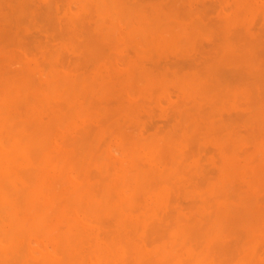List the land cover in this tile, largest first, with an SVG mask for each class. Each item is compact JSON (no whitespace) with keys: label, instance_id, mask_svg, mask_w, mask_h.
<instances>
[{"label":"rangeland","instance_id":"1","mask_svg":"<svg viewBox=\"0 0 264 264\" xmlns=\"http://www.w3.org/2000/svg\"><path fill=\"white\" fill-rule=\"evenodd\" d=\"M12 1V2H11ZM0 0V75H3V76H1L0 78H7V80L6 81H4V80H2V82H1V79H0V84L2 85V84H4V82H6L7 83V85L5 86V90L3 91V90H1V89H3V88H0V93H2V96L1 97H4V98H1L0 97V115L2 116V119H3V123H2V125L3 126H7L5 129L6 130H9V126L11 127V129H10V132H8L7 131V133H10V135L9 136H11V134H13V135H17L18 137L20 136V140L19 141H21V144H22V146H23V148L26 150V156L25 157H23V156H16L15 158H16V160H18V162L20 163V166L18 167V169H17V176H18V174H19V178H20V180H22L24 183H26V184H28V185H30L31 186V188H33L32 186L34 185L35 186V184H36V178H37V171H35V175H36V177H35V175H34V169L35 170H37V167H38V165L40 164V162H44V163H47V164H49L51 167H50V173L51 174H55L54 172H53V170L55 169V168H57V169H61V168H63V169H61L60 170V177H59V179L57 180V182H55L54 183V188L53 187H51V185H53V184H51V185H48V187H47V185H45V186H42V187H45V189H46V193H45V197H48V193H51V192H48L47 190H49V189H51L52 188V190H55V188H56V192L55 191H52V192H54L53 194L55 195V196H60L61 195V193H63V192H65V191H67V190H71V189H75V188H77L78 186H79V188H80V186H81V189L83 190V191H85V192H87V191H89L90 192V190H93V189H95L96 187H94L95 185L97 186L98 184L101 186L103 183H102V179L103 178H107L106 180H110L111 179V176H112V174H114V173H116L117 171H119V172H121V173H123V172H125L127 169H128V167H127V164H128V162H129V160H126L125 158H126V154L125 153H128L127 151V149H129L130 148V150H129V152L133 149V147H135L136 146V144H138V143H141V142H147V141H149L150 139H156V140H161V139H163V138H165V137H167V136H171L172 137V135H173V138L172 139H174V141H175V144L177 145V147L175 148V149H173V150H171V149H168V148H166V150L164 149V150H159V151H161V152H159V151H156L155 153H153V154H151V155H149V156H147V159L148 160H146V161H148V163H150V166L151 167H153L154 169H156L157 168V170L158 171H160V172H162L163 173V178H165V177H167L168 179H164V180H162L164 183L163 184H165V183H168L166 186L164 185V187H165V189H166V195H167V204H166V206H165V208H162L161 209V211H160V214H161V216L163 215V216H166L165 218H171L172 220H173V222H172V220H171V222L168 220L167 221V219H166V221L168 222H166L165 221V223L164 224H162V225H164V226H162V229H163V227H164V229L167 227L168 228V225L170 226V223L173 225V226H171L170 228H172V227H175V224H173L174 223V221H175V217L176 216H182L183 218H185V219H187V215H189L188 217H191L192 216V218H194L195 219V214L194 213H196V215H197V212L201 209V208H204L203 206H198V203L199 204H201L200 202L202 201H204V199L206 198V202L204 201V203H209V202H215L217 199H218V196L219 195H216L217 197H215V196H212L213 195V191H215V193H216V191L218 192V194L220 193V189L221 188H219L218 187V183H217V185L216 186H214L215 184H216V182H217V177L219 178V175H220V169H221V165H222V159H221V155H220V150H219V147L213 142V137L214 136H211L210 137V135H208L207 134V131H206V129L204 130H200L199 132H197L196 134H194V136H193V138H189L190 140L192 139L193 140V142H194V139H195V137L196 136H198L197 138L198 139H201L202 140V138H203V143H201L200 141H198L199 143V146L198 145H196L195 146V144H197L196 142V139H195V144H191V142H190V140L189 139H186V140H184V141H182L181 142V140H183V138L185 137V136H187L186 134H187V132L184 130V129H181L182 127L180 126L181 125V117H182V115H185V114H191V116L192 115H199V117H201L202 116V114H203V116L202 117H204L203 118V121H204V123H206L205 121H209V119H211L212 120V122L213 123H218L220 120V122L217 124V129H215V133H214V135L217 133V132H219V134H220V132H221V134L220 135H218L219 137H221L223 134H224V132H226V133H229L231 136H235L234 134H236V136L237 137H234V138H237V141H239L238 142V146H237V142H236V144H234L233 145V147H232V145H231V143H230V145H226V147L230 150V149H232V151H233V149H234V153H235V156L239 159V161L242 163V164H245V165H247V164H249V162H250V164H251V161H254L255 159H257L258 158V161L256 162L255 161V163H253V164H251V165H249V166H251L252 168H256V167H258L262 162H264V160H262V158H264V157H262L261 155H259V153L257 152L259 149H262V148H264V146H262L261 147V145H264V114H261V113H264V107H262V112H261V106H262V104H264V100H262V99H264V45H262V44H264V31H262V29H264V13H259L258 12V8H260V10L259 11H262V10H264V6H262V5H264V4H262V2H264V0H257L256 1V11L255 12H252V15H251V12L249 13V12H247V11H245V14L243 15V9L241 10V9H239V7H237V5H235L236 3H235V0H137V2H136V0H122V3L124 2V6H127V5H129V4H132V6H134V4H135V2H136V4L139 2V3H141L142 4V6H144V7H138V8H136L137 6H139V4H135L136 6H134L135 7V9L136 10H138L139 11V13H140V10L143 8H145V5H147V7H149V8H151V10L148 8L147 9V7L145 8V11L142 9L141 10V12L142 13H144V14H146L147 13V16L146 17H151V16H154V14L153 13H155V17H159V16H156V15H160V13H158L157 14V10L160 8V5H163V8H165V10L167 11L166 13L168 14V15H170V17L173 19V20H175V22L174 21H172L174 24H173V28H174V26H175V29H178V27L179 26H183V27H185V28H188V26L191 28V27H193L192 25H194V24H196L197 22L199 23V25L202 27V28H200L199 29V25H195L196 27L197 26H199V27H197L198 29H199V32H196L193 36H192V38H191V42H190V45L189 46H187V48L188 49H185L184 50V52H181V53H178L179 51H176V50H168V52H167V49H165V50H163L162 49V51L161 50H159L160 51V53H159V51H156V52H154V54H152L153 55V57L155 58V60L153 59V61H155V63L154 62H151V60H150V58L152 57V55H149V56H143V55H141L140 53H143L144 52V50H145V48H141V50L142 49H144V50H140V48H137V46H136V42H138L137 41V39H138V35H136V34H132L131 32H130V30L126 27V25L125 26H123V28H121V27H119V28H117L116 29V31H118L117 33H115V35H114V39H113V36H112V42H114V43H112V42H109V41H111V38H110V40L109 41H106V40H108V39H106V37H107V35H109V34H107L106 36H103L102 34V36L101 35H99L100 37H95V33H97V35L99 34V32H97V30L95 29L96 28V21L98 20V17H99V12L97 13V10L95 9V8H93V6L91 5V4H87L86 5V7H88L89 5H91V6H89V8H88V11H89V13L87 12V8L85 9H82V8H80V6L78 5V0H69V2L67 1V0H64V2H65V4H64V2H62L63 0H59L58 2H57V0L55 1H50L49 0V2H52L51 3V5H50V3L48 2V0H15V2L13 1V0ZM37 3H36V2ZM106 1L107 0H102V3L103 2H105L106 3ZM128 1V2H127ZM158 3H157V2ZM183 1V3L184 4H182L181 2ZM211 1V2H210ZM220 1V2H219ZM69 3V7L67 6L68 5V3ZM150 2V3H149ZM259 2H260V4H259ZM7 3H11V5H9V4H7ZM15 3H17V4H15ZM18 3H19V7L17 6L18 5ZM39 3V4H38ZM46 3H48V4H46ZM149 3V4H148ZM187 3V4H186ZM24 4V6H23V9H24V11L22 10V5ZM46 4V5H45ZM104 4V3H103ZM153 4H156V5H153ZM12 5H14V7L12 8ZM39 5V6H38ZM45 5V6H44ZM49 5H50V7L52 8V11H51V8L49 7ZM63 5H65V6H63ZM153 5V6H152ZM186 5V7H187V9H186V7L185 8H183L184 6ZM210 5V6H209ZM232 5V6H231ZM234 5V6H233ZM257 5H258V7H257ZM67 6V7H66ZM130 6V5H129ZM132 6H130V7H132ZM165 6V7H164ZM216 6V7H215ZM25 7H26V9H25ZM49 8V12L47 13V9ZM64 7V8H63ZM78 7H79V9H78ZM128 7V6H127ZM129 7V8H130ZM134 7H132V9L134 8ZM30 8V9H29ZM60 8H62V10H60ZM66 8H69V12L71 13V14H69V12H68V9H66ZM74 8H75V10H74ZM90 8H92L93 9V11H92V9H90ZM2 9V10H1ZM61 11V13H59L60 11ZM131 9V8H130ZM161 9V8H160ZM181 9V10H180ZM186 9V10H185ZM194 11H193V10ZM254 9V10H255ZM258 9V10H257ZM7 10V11H6ZM26 10V11H25ZM28 10V11H27ZM72 10H74V11H72ZM91 10V11H90ZM96 10V11H95ZM173 10H175L174 12H173ZM176 10H177V12H176ZM185 10V11H184ZM241 10V11H240ZM23 11V12H22ZM146 11H148V12H146ZM154 11V12H153ZM161 10H158V12H160ZM189 12L188 14L186 13V12ZM191 11H193V13H191ZM196 11V12H195ZM200 11V12H199ZM222 11V12H221ZM97 13V14H95V13ZM146 12V13H145ZM153 14V15H151L150 16V14L151 13ZM176 12V13H175ZM195 12V13H194ZM234 12V13H233ZM237 12H239V13H241L240 15H239V13H237ZM52 13H53V15H52ZM73 13H76V14H73ZM91 13H92V15H91ZM180 14V15H178V14ZM184 13H186V14H184ZM247 13H249V14H247ZM254 13V14H253ZM259 13V14H258ZM55 14V15H54ZM69 14V15H68ZM73 14V15H72ZM95 14V15H94ZM149 14V15H148ZM161 14H165L164 13V9H163V11L161 12ZM194 14V15H193ZM238 14V15H237ZM261 14V15H260ZM9 15V16H8ZM15 15V16H14ZM23 15V16H22ZM25 15V16H24ZM82 17V18H84L83 20H82V18L80 17V16ZM86 15V16H85ZM90 16V18L89 17H87V16ZM105 15V16H104ZM143 15V14H142ZM166 15V14H165ZM189 16V17H184V16ZM242 15V16H241ZM251 15V16H250ZM84 16V17H83ZM102 17H105V18H103V19H108V17H109V19L108 20H111V19H115L116 17H118V13L117 12H113L112 14H108L105 10L102 12V15H101ZM115 16V17H114ZM144 16V15H143ZM192 16V17H191ZM194 16V17H193ZM201 16V17H200ZM205 16V17H204ZM239 16H241V17H239ZM247 16V17H246ZM257 16V17H256ZM19 17H20V19H19ZM24 17V18H23ZM113 17V18H112ZM232 17V18H231ZM80 18H81V20H80ZM85 18H87L86 20H85ZM153 18V17H152ZM190 18H192V19H190ZM10 19H12V20H10ZM89 19H95L94 20V22L93 23H91V25H90V22L91 21H89ZM162 19V18H161ZM182 19H184V20H181ZM189 19V20H188ZM201 19V20H200ZM206 19V20H205ZM235 20L234 21V24L232 23V24H228L227 25V21H230V20ZM257 19V20H256ZM108 20H106V21H108ZM178 20V21H177ZM195 20H196V22H195ZM218 20V21H217ZM222 20V21H221ZM260 20H261V22H260ZM16 21V22H15ZM67 23H66V22ZM82 21V22H81ZM83 21H86V22H83ZM129 21H131V20H129ZM128 21V25L130 26V28L131 29H133V27H135L136 26V22H134L133 20V22L132 23H130ZM177 21V22H176ZM187 21H190V23H188ZM203 21V22H202ZM213 21L214 22H216V23H213ZM223 22V23H222ZM238 22V23H237ZM12 23H13V25H12ZM66 23V24H65ZM134 23V24H133ZM221 23V24H220ZM61 24V25H60ZM67 24H69L70 25V29H68V25ZM93 24V25H92ZM177 24H179V25H177ZM213 24V25H212ZM222 24H223V27H222ZM237 24V25H236ZM127 25V26H128ZM177 25V26H176ZM7 26V27H6ZM65 26V27H64ZM84 28H83V27ZM194 26V27H195ZM220 26V27H219ZM236 26H239V27H237L236 28ZM39 27V28H38ZM93 27V28H92ZM241 27V28H240ZM43 28V29H42ZM136 28V27H135ZM217 28H219V29H217ZM243 28H244V32H242L243 31ZM16 29V30H15ZM43 30V31H41V30ZM65 29V30H64ZM189 29V28H188ZM205 29H206V31H205ZM215 29V30H214ZM220 29H222V30H220ZM224 29V30H223ZM236 29V30H235ZM238 29H240V33H239V30ZM69 30H71V31H69ZM120 30V31H119ZM203 30H204V32H203ZM220 30V31H219ZM228 30H229V32H228ZM231 30H232V34H231ZM234 30V31H233ZM261 30V31H260ZM69 31V33H67ZM83 32V33H85V34H81L80 35V37L79 36H77V37H74V35H78V34H80V32ZM86 31V32H85ZM88 31V32H87ZM214 31V32H213ZM224 31H226L225 33H224ZM238 31V32H237ZM81 32V33H82ZM207 32V33H206ZM213 32V33H212ZM216 32V33H215ZM228 32V33H227ZM236 33L235 34V36H234V33ZM118 33H119V35H118ZM200 33H201V37H199L200 36ZM218 33H221V34H219L220 36H218ZM242 33H243V35H242ZM245 33V34H244ZM20 34V35H19ZM48 34V35H47ZM67 34H69V36L67 35ZM215 34V35H214ZM223 34V35H222ZM237 34H238V36H237ZM64 35V36H63ZM70 35L71 36H73V37H70ZM111 35V34H110ZM231 35V36H230ZM262 35V36H261ZM70 37V38H66V37ZM138 36V37H137ZM218 36V37H217ZM224 36V37H223ZM229 36H230V38H229ZM232 36H234V37H232ZM50 37V38H49ZM88 37V38H87ZM102 37V38H101ZM137 37V38H136ZM223 39H222V38ZM245 37V38H244ZM47 38V39H46ZM50 40H49V39ZM55 38V39H54ZM58 38H60V39H58ZM62 38V39H61ZM74 38V39H73ZM117 38H118V40H117ZM135 38H136V40H135ZM220 38V39H219ZM230 40H229V39ZM234 38H236L234 41H231V40H233ZM239 38V39H238ZM241 38V39H240ZM69 39V40H68ZM71 39V40H70ZM213 39H214V41H213ZM216 39V40H215ZM222 39V40H221ZM255 39H256V41H255ZM56 40V41H55ZM60 40H62V43H61V41ZM65 40V42H67V40L68 41H70V42H67V43H63V41ZM197 40V41H196ZM240 40V41H239ZM242 40V41H241ZM254 40V41H253ZM82 41H83V43H82ZM128 41V42H127ZM218 41V42H217ZM246 41V42H245ZM251 41H252V43H251ZM72 42V43H71ZM134 42V43H133ZM199 42V43H198ZM243 42V43H242ZM246 44H245V43ZM77 43V44H76ZM195 43V44H194ZM215 43V44H214ZM235 43H236V45H235ZM250 44V45H248V44ZM67 44V46H64V45H66ZM76 46H75V45ZM133 44V45H132ZM197 44V45H196ZM203 44V45H202ZM204 44H206L205 45V47H204ZM239 44V45H238ZM261 44V45H260ZM46 45V46H45ZM209 45V46H208ZM214 45H215V47H214ZM223 45V46H222ZM234 45H235V47H234ZM241 45V46H240ZM245 45V46H244ZM47 46H48V48H47ZM52 46H54V47H52ZM123 46V47H122ZM195 46H197V47H195ZM202 46H203V48H202ZM208 46V47H207ZM218 46H221V47H218ZM224 46H229V47H231L232 49H234L235 51L237 50V53H238V55H239V57H242V59L243 60H241L240 62H239V64L237 63L236 65H228V64H220V63H218V62H216V57H218V55H215V54H217L219 51L221 52V50H222V48L224 47ZM247 47V48H244V47ZM51 47V48H50ZM76 47L78 48V52H76L77 51V49H76ZM86 47V48H85ZM88 47V48H87ZM93 48V49H90V48ZM212 47H214V48H212ZM218 48V49H216V51H217V53H215L216 51H215V48ZM251 47V48H250ZM252 47H253V49H252ZM50 48V49H49ZM199 48V49H198ZM243 48V49H242ZM74 49V50H73ZM89 49V50H88ZM245 49V50H244ZM50 50V51H49ZM52 50V51H51ZM59 50V51H58ZM85 50H87V52L85 51ZM126 50L128 51V52H126ZM135 50V51H134ZM193 50H195V51H193ZM201 50V51H200ZM213 50V51H212ZM219 50V51H218ZM241 51V52H239V51ZM258 50V51H257ZM31 51V52H30ZM60 51H62V52H60ZM75 51V52H74ZM89 51V52H88ZM92 53H91V52ZM165 51V53L164 54H162L161 52H164ZM171 51V52H170ZM188 51V52H187ZM199 53H198V52ZM203 51H206V52H203ZM243 51V52H242ZM255 51V52H254ZM259 52V53H257V52ZM51 54H50V53ZM52 52H53V55H52ZM64 52V53H63ZM219 52V53H220ZM254 52V53H253ZM37 53H39V54H37ZM60 53H61V55H60ZM83 53V54H82ZM132 53L134 54V55H132ZM206 53V54H205ZM42 54V55H41ZM45 54V55H44ZM63 54V55H62ZM88 54H90V55H88ZM178 54L180 55V56H178ZM211 54H213L212 56H211ZM88 55V56H87ZM128 55H131V56H128ZM155 55V56H154ZM164 55H166V56H164ZM177 55V57L175 58V56ZM191 55H192V58H189V57H191ZM16 56H18V57H16ZM60 56V57H59ZM83 58H82V57ZM85 56V57H84ZM117 56V57H116ZM210 57V58H208V57ZM252 56V57H251ZM16 57V58H15ZM46 57V58H45ZM124 57V58H123ZM152 57V58H153ZM196 57H198L197 58V61H199V62H197V61H195L196 59ZM203 57V58H202ZM45 58V59H44ZM78 58V59H77ZM136 58V59H135ZM163 58V59H162ZM167 58H168V60H167ZM169 58H173V60H171V62H170V59ZM201 58H202V60H201ZM213 58H215V59H213ZM253 58V59H252ZM257 58V59H256ZM38 59H40V60H38ZM61 59V60H60ZM80 59V60H79ZM122 59V60H121ZM148 59H149V61H148ZM161 59H162V61H161ZM188 60V61H186V60ZM194 59V61L192 62V63H196L194 66L192 65V64H190L189 63V61L191 60H193ZM204 59V60H203ZM215 60L214 62H213V60ZM248 59V60H247ZM164 60V61H163ZM244 60H245V62H244ZM246 60H247V63H246ZM256 60V61H255ZM38 61V62H37ZM45 61V62H44ZM47 61V62H46ZM65 61V62H64ZM87 63H86V62ZM125 61H128V62H125ZM134 61V62H133ZM136 61H138V62H136ZM148 61V62H147ZM161 61V62H160ZM173 61V62H172ZM176 61H178V63L176 62ZM184 61V62H183ZM252 61V62H251ZM125 62V64H124V67H123V63ZM135 62H136V64L139 66V65H141V67H140V69L138 70V74L139 73H141V72H143L144 74H143V76H144V79H145V77H146V75L147 74H149V75H151L150 73H154L155 75H154V77L157 75V73H155L154 71H156V72H160V73H163V71L165 72V73H163L162 75L160 74V73H158V74H160V75H157V76H159L160 77V80H159V78L157 79V78H155V80L153 81V85L155 86V83H156V87H154L152 84L151 85H149L150 86V88L148 87V90L147 91H145L146 89H147V82L143 79H141L140 80V78H141V76H140V78H139V80H137L138 82H143L144 83V85H142V84H138V82L136 81V79H132V78H128L127 77V73L125 74V73H121V72H126V70L125 71H122L123 70V68L124 69H126V67H127V64L128 63H133V64H135ZM146 62V63H145ZM150 62V63H149ZM168 62H170V63H168ZM202 62V63H201ZM206 63V64H204V63ZM241 62H243V63H241ZM256 62H258V63H256ZM143 63H145V64H143ZM147 63H149V65L147 64ZM162 63V64H161ZM176 63V64H175ZM200 63V64H199ZM118 64V65H117ZM151 64H154V66H153V68H152V66H151ZM160 64H161V66H160ZM198 64V65H197ZM212 64H215L214 66L216 67V69H214V66H212ZM250 64V65H249ZM255 65V67H253L254 65ZM42 65V66H41ZM106 65V66H105ZM114 65V66H113ZM145 65V66H144ZM176 65V66H175ZM181 65V66H180ZM183 65V66H182ZM191 65H192V67H195V68H189V67H191ZM199 66V67H197V66ZM206 65V66H205ZM5 66V67H4ZM99 66H100V68H101V70H100V68H99ZM111 67L110 68V70H111V72L109 71V68L108 67ZM119 66V67H118ZM150 66V68L152 69V70H150L148 67ZM158 66H160V67H158ZM183 69V67L185 66V67H187V68H184L185 70L186 69H189V70H181V68ZM212 66V68H213V70H212V68H210ZM221 66V67H220ZM224 66H226V67H224ZM3 67H4V69H3ZM49 69H47V68ZM114 67V68H113ZM156 67H158V68H156ZM178 67V68H177ZM220 67V68H219ZM224 69H226V70H224ZM239 67H243L244 69H245V67H246V69H248V70H244V69H242L241 70V68H239ZM17 68V69H16ZM25 69V71H24V69ZM64 68H66V71H68V72H66L65 71V69ZM113 68V69H112ZM156 68V69H155ZM179 68H180V73L178 72V70H179ZM202 68V69H201ZM258 68V69H257ZM19 69L21 70V72L20 73H22V74H20L21 76H23V77H20L19 76ZM42 69V70H41ZM59 69H61V70H59ZM64 69V70H63ZM177 69V70H176ZM194 69V70H193ZM195 69H196V71H195ZM198 69H200V70H198ZM205 69V70H204ZM209 69H210V72H209ZM220 69V71H219V74H218V70ZM229 69H231L230 71H229ZM237 69H239L238 71H237ZM1 70H2V73H1ZM80 70V71H79ZM85 70V71H84ZM114 70V71H113ZM145 70V71H144ZM154 70V71H153ZM158 70V71H157ZM160 70H162V71H160ZM176 70V71H175ZM213 72H212V71ZM236 71V72H239V74H241L240 76H239V74L238 73H235L234 71ZM240 70L241 71H243V72H240ZM250 70V74H251V72H252V74H251V76L250 75H248L249 73H248V71ZM7 73H5V72ZM87 71V72H86ZM116 71V72H115ZM184 71V72H183ZM195 71V72H194ZM201 71H202V73H201ZM205 71L207 72V74H205ZM215 71H216V73L219 75H215L214 74V77H213V79H212V76L211 75H213V73H215ZM232 71V72H231ZM253 71H256L255 73L257 74V75H253ZM259 71V72H258ZM23 72H24V74H23ZM53 72V73H52ZM66 72V73H65ZM75 72V73H74ZM110 74H108V73ZM220 72H221V74H220ZM244 72H246V78H245V74H244ZM12 73V74H11ZM65 73V74H64ZM124 74L123 75V77H121V75H119L120 76V78H121V80L119 79V77L116 75H113V77H112V74ZM146 73V74H145ZM166 73H167V75H171V76H167L166 75ZM174 73H175V75H174ZM177 73H179V74H177ZM185 73V74H184ZM197 73V74H196ZM28 74H29V76H32V78L31 77H29L28 76ZM34 74H35V76H34ZM51 74H53L54 76H61L60 78H69V79H71V85L72 84H74V86H72V88H71V108H73L74 106V111L76 112V120L73 122V125H71V128H68L67 127V129H65V128H63L62 126H61V124L59 123L58 125L55 123V119H54V112L56 111V113H58V112H65L66 111V109L68 108L67 107V102H69V101H65V109H64V107H63V109H62V111L59 109V107H61V106H59V105H61V103H63L64 101H62V100H64L63 98V96H61V95H54V96H52L51 95V97H50V94H48L46 91H45V89H46V85H47V77H49V76H51ZM59 74V75H58ZM61 74V75H60ZM82 74H84V75H82ZM86 74H88V75H86ZM96 74H100V76L102 77V79H104V81H102L101 82V84L99 85V84H93L92 82H93V80H94V78H95V75ZM103 74V75H102ZM108 74V75H107ZM198 75V74H200V75H202V76H200V75H198V76H200V78H201V80L202 81H204V82H207V83H210L213 87L215 86V89L216 90H220V92H221V95H222V97H220V103H219V106H220V108L218 107V106H215V107H213L214 105H212V101H208V100H205V99H203L202 100V98L201 97H198V96H193V95H191V96H189V95H186V94H184L181 90H179L178 88H177V86H176V84H175V79L177 78V76H179V77H181V76H191V75ZM228 74V75H227ZM27 75V76H26ZM47 75V76H46ZM49 75V76H48ZM81 75V77H79ZM222 75V76H221ZM234 75V76H233ZM236 75V76H235ZM104 76V77H103ZM110 76V77H109ZM126 76V77H125ZM151 76H153V75H151ZM164 76H166V77H169L170 79H165L166 77H164ZM216 76V77H215ZM237 76H238V78H237ZM243 76V77H242ZM250 77V79H248L249 77ZM9 77V78H8ZM24 77H26V78H24ZM36 77V78H35ZM43 78V80H42V78ZM106 77V78H105ZM116 77H118L117 79H119V81L116 79ZM153 77V78H154ZM220 78L219 79V82H218V84H217V79L216 78ZM225 77V78H224ZM236 77V78H235ZM241 77V78H240ZM21 78V79H20ZM40 78H41V80H40ZM124 78H125V80H124ZM143 78V77H142ZM161 78H163V79H161ZM229 78V79H228ZM233 78V79H232ZM252 78V79H251ZM80 79V80H79ZM89 80V82L88 81H86V80ZM126 79H127V81H126ZM130 79H132V80H130ZM232 79V80H231ZM238 79V80H237ZM12 80V81H11ZM24 80H26V82L27 83H25V81ZM35 81V87L37 88V89H33L34 87V83L32 82V81ZM39 82H42L43 81V84H44V87H43V84L42 83H38V81ZM83 80L85 81L84 83H83ZM117 80V81H116ZM164 80H166L165 82H164ZM207 80H209V81H207ZM215 80H216V83H215ZM234 80V81H233ZM4 81V82H3ZM10 83H9V82ZM30 81V82H29ZM74 81H76V82H74ZM112 81H114V82H112ZM129 81H130V84H128L129 83ZM131 81H133V82H131ZM137 82V88L135 87V83ZM214 81V82H213ZM236 81V82H235ZM239 81H241V82H239ZM78 82V84H76L75 85V83H77ZM87 82V83H86ZM135 82V83H134ZM157 82L159 83H162L163 84V82L165 83V84H167V85H164V87L162 86V87H159V86H157V85H160V84H157ZM170 82V83H169ZM212 82V83H211ZM227 82V83H226ZM237 82H239V83H237ZM252 82V83H251ZM254 82V83H253ZM29 83H30V85H29ZM37 83H38V86H37ZM90 83H92L91 85H92V88H89V86L88 87H85L87 84H89L90 85ZM119 83H121V84H119ZM230 83V84H229ZM232 83H236V84H232ZM242 83V84H241ZM20 84V85H19ZM32 84H33V86H32ZM133 84V85H132ZM220 84V85H219ZM228 84L230 85V88H229V86H228ZM232 84V85H231ZM241 84V85H240ZM246 84L248 85V87H246ZM0 85V86H1ZM5 85V84H4ZM26 85V86H25ZM94 85V86H93ZM97 85V86H96ZM121 85V86H120ZM130 85H132V87L130 86ZM141 87H140V86ZM175 85V86H174ZM218 85L220 86V87H218ZM224 87H223V86ZM244 85V86H243ZM24 87V88H22V87ZM41 86V88H39V91H35V90H38V87H40ZM223 88H222V87ZM234 86V87H233ZM243 86V87H242ZM2 87H4L3 85H2ZM25 87H27V88H29L28 89V92L29 93H27V91H23L22 92V94L24 93V96L27 98V96L30 98V100H32L31 102H29L30 100H29V98H28V105H29V107H25V105L27 104L26 102H27V100L25 99L24 101H23V95L22 94H20L21 92L18 90V89H26L27 90V88H25ZM32 87V90L30 89ZM74 87V88H73ZM91 87V86H90ZM95 87H97V88H95ZM140 87V88H139ZM43 88H44V91H41V90H43ZM84 88H85V95L84 94H81V93H84L83 91H84ZM86 88H88L87 89V91H86ZM94 88L96 89V90H94ZM99 88V89H98ZM118 88V89H117ZM160 89V92L158 91V89ZM166 88H168V89H170L169 91H170V93H169V91L166 89ZM174 88V89H173ZM222 88V89H221ZM246 88H248L247 90H249L248 91V93H246L247 92V90H246ZM41 89V90H40ZM78 89V90H77ZM127 89H129L130 90V92H128L129 90H127ZM138 89V90H137ZM157 89V90H156ZM173 89V90H172ZM230 89V90H229ZM232 89V90H231ZM238 89V90H237ZM255 91V93H253V90ZM8 92H7V91ZM97 90H99L100 91V93L102 92V94H100V93H98L99 91H97ZM123 90H127V92H125V91H123ZM132 90H134L133 92H134V94H133V92H132ZM150 90H151V92H150ZM155 90V91H154ZM168 92H167V91ZM171 90H172V92H171ZM246 90V91H245ZM261 92H260V91ZM6 91V92H5ZM110 91H111V94H110V96L109 95H107V94H109L110 93ZM135 91L137 92L136 94H135ZM149 91V92H148ZM157 91H158V94H156L157 93ZM174 91V92H173ZM181 91V92H180ZM252 91V92H251ZM20 92V93H19ZM46 92V93H45ZM132 92V93H131ZM7 93V94H6ZM99 95H98V94ZM152 93V94H151ZM174 93H177V94H174ZM226 93V94H225ZM259 93V94H258ZM26 94V95H25ZM82 95V97H81V95ZM97 94V95H96ZM107 95V96H109L108 98H106L105 99V95ZM127 94V95H126ZM133 94V95H132ZM144 94H147V96L146 97H144ZM149 94H151V95H149ZM167 94V96L168 97H170V99H172L171 101H167L168 103H169V105H168V103H166L165 102V100H166V97H164V95H166ZM261 94H262V96H261ZM3 95H7L6 97L5 96H3ZM37 95H40L39 97H36ZM45 95V96H44ZM154 95H156V97H154ZM225 95V96H224ZM239 95V96H238ZM245 95V96H244ZM253 95H255V96H253ZM43 96H44V98H43ZM56 96V97H55ZM127 96V97H126ZM139 96V97H138ZM143 96V97H142ZM179 96V97H178ZM192 96H193V98H192ZM232 96V97H231ZM250 96H253L254 97V99L256 98V96H257V98H256V100L258 99H260V102H258V101H256V106H255V104L253 103L254 102V99H252V100H249V102L251 101L253 104H254V106H252V104H250L249 102H248V97H249V99H251L252 97H250ZM59 97V98H58ZM63 97V98H62ZM84 97V98H83ZM95 97V98H94ZM100 97H101V99H100ZM104 97V98H103ZM134 97H135V100H134ZM141 97V98H140ZM177 97L179 98V100H177ZM195 97H197L196 99L197 100H201V102H200V104L198 103L199 101H196V99H195ZM223 97H225V99L223 98ZM228 97H231V98H228ZM244 97H245V99H244ZM247 97V98H246ZM260 97H262V99L260 98ZM36 98V99H35ZM38 98V99H37ZM43 98V99H42ZM80 98L81 99H83V100H81L80 101ZM89 98V99H88ZM125 98H128V99H125ZM130 98V99H129ZM137 98V99H136ZM138 98H140V99H138ZM156 98V100H153V99H155ZM176 98V99H175ZM199 98V99H198ZM238 98H239V100H241V101H239L238 100ZM241 98V99H240ZM20 99H22V100H20ZM35 99V100H34ZM49 99H51V100H49ZM61 99V100H60ZM94 99H96L95 101H94ZM104 101H103V100ZM160 99V100H159ZM230 99V100H229ZM20 100V101H19ZM106 100V101H105ZM121 100H122V102H121ZM129 100V101H128ZM168 100V99H167ZM38 101V102H37ZM51 103H49V102ZM60 101H62V102H60ZM78 101V102H77ZM100 104H98L97 102ZM100 101V102H99ZM103 101V102H102ZM127 101V102H126ZM154 103H153V102ZM158 101H160L161 103L159 104V105H156V104H158ZM173 101V102H172ZM174 101H176V102H174ZM182 101V102H181ZM203 101V102H202ZM239 101V102H238ZM22 102H24V104H22L21 105V103ZM57 102H59L58 104L59 105H57V103H56V105H57V107H55L54 108V106H55V103ZM96 102V103H95ZM119 102H121V103H119ZM156 102V103H155ZM178 102V103H177ZM184 102V103H183ZM190 102V103H189ZM237 102V103H236ZM15 103H17V105H15L14 107H15V110H13L14 109V107H11V106H13ZM26 103V104H25ZM49 103V104H48ZM75 103H77V104H75ZM79 103V104H78ZM125 105H124V104ZM192 103V104H191ZM201 103H202V105H201ZM204 103H206V105L204 104ZM258 103V104H257ZM260 103V104H259ZM262 103V104H261ZM30 104H31V106H30ZM32 104H35V105H37V106H35V105H32ZM39 104H40V106H39ZM52 104H54V106L52 105ZM64 104V103H63ZM62 104V105H63ZM128 104V105H127ZM133 106H132V105ZM177 104H179V106H177ZM184 106H183V105ZM189 104H191V105H189ZM237 104V105H236ZM248 104V105H247ZM249 104H250V107L252 106V109H250V107H249ZM11 105V106H10ZM21 105V108H22V106L24 105V109L26 110H20V109H18L17 107L18 106H20ZM52 105V106H51ZM76 105H81V107L79 108V106H76ZM121 105V106H120ZM127 105V106H126ZM135 105V106H134ZM148 105V106H147ZM162 105V106H161ZM201 105V106H200ZM204 105V107H202ZM208 105L209 106H211V107H209L208 108ZM224 105V106H223ZM226 105V106H225ZM244 105V106H243ZM9 106L11 107V108H9ZM34 107V110L33 111H36L35 113H34V115L36 116H34L33 115V119H30V118H28V114H27V111H28V108H31V107ZM44 106V107H43ZM120 106V107H119ZM131 107L134 111L135 110H137V109H135V107L137 108V107H139L138 108V110H139V112L138 111H135L136 113H134V114H132L134 111L133 110H131V111H129L128 109H130L129 107ZM152 106V107H151ZM183 106V107H182ZM206 106V107H205ZM239 106V107H238ZM242 106V107H241ZM245 106H246V109H245ZM257 106H259V107H257ZM37 107H40L39 109H37ZM49 107H51V108H49ZM89 107V108H88ZM127 107H128V109H127ZM134 107V108H133ZM150 109H149V108ZM164 107H165V109H164ZM167 107V108H166ZM170 107V108H169ZM216 107L218 108V110H219V113L216 111V113L214 112V113H212V111L215 109L216 110ZM223 107H226V108H224L223 109ZM254 107H255V109H254ZM257 107V108H256ZM13 108V109H12ZM62 108V107H61ZM77 108H79V110L77 109ZM84 108V109H83ZM123 110H122V109ZM178 108H179V110H178ZM205 109V112L204 113H202L201 111V109ZM250 110H249V109ZM3 109V110H2ZM43 109H44V111H43ZM49 111H48V110ZM51 109V110H50ZM58 109V110H57ZM84 110V112H83V110ZM153 109V110H152ZM157 109V110H156ZM204 109H203V111H204ZM212 109V110H211ZM227 109V110H226ZM256 110V109H260V111H254L255 113H253L251 110ZM2 110V111H1ZM11 110V111H10ZM82 110V111H81ZM126 110L129 112H126ZM171 110H173V111H171ZM200 110V111H199ZM214 110V111H215ZM51 111V112H50ZM120 111V112H119ZM133 111V112H132ZM194 111H196V112H194ZM199 111V112H198ZM233 111V112H232ZM44 113V116H43V113ZM50 112V113H49ZM169 112H170V114H169ZM178 112V113H177ZM191 112V113H190ZM193 112H194V114H193ZM207 112V114H205ZM222 112H224V113H222ZM252 112V114H250ZM260 112V113H259ZM9 113H10V116L11 117H8V115H9ZM23 113V115L22 116H25V117H22L21 116V114ZM127 113H128V115L129 116H132L131 118L133 119H131V118H129V116L127 115ZM212 113V114H211ZM236 114V115H234V114ZM2 114H4V116L2 115ZM18 115V117H16L17 115ZM50 114V115H49ZM132 114V115H131ZM143 114V115H142ZM147 114H149V116L147 115ZM171 114L173 115V116H171ZM176 114V115H175ZM182 114V115H181ZM215 114H217L218 116L220 115L221 116V119H220V117H216V118H214L215 117ZM245 114H247L246 116L248 117H246L247 119H248V123L247 124H245L246 123V118H245ZM256 114H257V117L255 118V116H256ZM20 115V116H19ZM49 115V116H48ZM128 116V118H127V116ZM138 115V116H137ZM208 115L210 116H213V117H211L210 116V118H208ZM229 115H232V116H238L237 118H238V120L235 118V117H232V116H230L229 117ZM241 117H240V116ZM250 115H252V116H250ZM1 116H0V118H1ZM48 116V117H47ZM50 116H51V118H50ZM80 118H79V117ZM84 116V117H83ZM145 116H147V117H145ZM155 116H157V117H155ZM224 116H228L227 118H235L234 120L233 119H231V120H228L227 121V119H226V117H225V119L223 118ZM5 117V118H4ZM15 119H14V118ZM42 117H43V119L44 118H46L47 120H43L42 119ZM83 117V118H82ZM139 117V118H138ZM173 117V118H172ZM177 117V118H176ZM192 117H194V116H192ZM201 117V118H202ZM244 117V118H243ZM18 118V119H17ZM24 118V119H23ZM27 118V119H26ZM38 118V119H37ZM168 118V119H167ZM171 118V119H170ZM1 119V120H2ZM50 119V120H49ZM144 119V120H143ZM208 119V120H207ZM225 120V121H223V120ZM239 119H242V124H240V122H241V120H239ZM6 122H5V121ZM80 120L81 121H83L82 123L80 122ZM142 120V121H141ZM202 120V119H201ZM236 120V123L234 122ZM245 121V123H244V121ZM254 120H256L255 122H254ZM258 120H259V123L260 124H258ZM230 121H232V122H230ZM240 121V122H239ZM33 122V123H32ZM57 122V121H56ZM80 122V123H79ZM225 124H223V123ZM228 122L229 123H231V124H233V127H231L230 126V124H228ZM252 122H253V125H255L256 124V122H257V124L254 126V128H253V126H252ZM0 123V124H1ZM31 123H32V125H31ZM36 123H39L40 125H41V127H38L37 125H36ZM77 123V124H76ZM79 123V124H78ZM145 123V124H144ZM169 123H170V125H169ZM55 124H56V126H55ZM142 124V125H141ZM152 124V125H151ZM207 124V123H206ZM205 124V125H206ZM221 124V125H220ZM226 124H227V126H226ZM237 124H240L241 126H239V125H237L238 127H242L241 129L239 128H237V126L236 125ZM244 124H245V128H244ZM262 124V125H261ZM18 125V126H17ZM31 125V126H30ZM220 125V126H219ZM234 125H235V127H234ZM248 125V126H247ZM250 125V126H249ZM261 126V127H259V126ZM26 126H28L29 128L31 127L32 128V130H30L29 131V128L28 127H26ZM60 126H61V129H60ZM147 126V127H146ZM176 126V127H175ZM177 126H179L178 128H177ZM224 126V127H223ZM252 126V127H251ZM258 128H257V127ZM13 127V128H12ZM139 127V128H138ZM181 127V128H180ZM222 127L224 128V130H226V131H223V133H222ZM230 127H231V130H230ZM248 127H250V128H248ZM16 128H18V129H16ZM23 128H25V129H23ZM27 128V129H26ZM30 128V129H31ZM145 128V129H144ZM148 128V129H147ZM180 128V129H179ZM229 128V129H228ZM233 128H237V130H238V132L241 134H239V133H237L236 131V129H235V131H233L234 129ZM14 129V130H13ZM25 130L26 132H24L23 130ZM38 129H42L41 131H43L44 133H42L43 135H41V136H39V137H37V136H35L36 134L38 135V133H36V131L38 130ZM46 129V130H45ZM55 129H57V130H59L60 129V131H61V134H59L60 133V131H57V130H55ZM80 129V130H79ZM159 129V130H158ZM233 129V130H232ZM246 129H248V130H246ZM78 130V131H77ZM149 130V131H148ZM171 132H170V131ZM179 130V131H178ZM181 130V131H180ZM218 130V131H217ZM23 131V132H22ZM77 131V132H76ZM179 133H178V132ZM185 131V132H184ZM204 131H206V132H204ZM229 131V132H228ZM231 131V132H230ZM233 131V132H232ZM251 131V132H250ZM38 132H39V130H38ZM83 132V133H82ZM145 132V133H144ZM174 133V134H172L171 135V133ZM235 132V133H234ZM20 133V134H19ZM34 133V134H33ZM36 133V134H35ZM72 134V135H70V136H68L69 134ZM122 133H124V137H120V136H122L123 134ZM184 133H186V134H184ZM203 133H205V134H203ZM232 133V134H231ZM254 133L256 134V135H254ZM19 134V135H18ZM44 134L47 136L46 137V139H44L43 137H44ZM66 134V135H65ZM74 134L78 137L77 139H76V136L74 137ZM80 136H79V135ZM153 134H155V136L154 137H156V138H154L153 137ZM218 134V133H217ZM217 134H216V138L218 139L219 137L217 136ZM239 134V135H238ZM50 135H52V136H50ZM129 135V136H128ZM175 135H177V137L175 136ZM200 135V136H199ZM34 136V137H33ZM85 136V137H84ZM119 136V137H118ZM128 136V137H127ZM149 136V137H148ZM174 136L176 137V138H174ZM243 136L245 137V138H247L248 140H246L245 138H243ZM13 137H15V136H11V137H9L10 139H12ZM31 137H33V138H31ZM51 137V139L49 140V138ZM64 137H66V138H64ZM76 139V140H74V138ZM79 137H81V138H79ZM84 139H83V138ZM200 137V138H199ZM210 137V138H209ZM232 137V144L234 143V140L236 141V139H234ZM31 138V139H30ZM42 138H43V141L45 142V140H46V143L43 145V141H42ZM68 138H71V139H73L74 140V142H72L71 143V145H70V143L69 144H67V142H69L71 139H68ZM86 138V139H85ZM121 138V139H120ZM128 138V140H126ZM130 138L132 139V141H130ZM187 138V137H186ZM208 138H209V140H208ZM252 138V139H251ZM16 139V138H15ZM65 139H67L66 140V142L65 141H63V140H65ZM83 139V140H82ZM197 139V140H198ZM245 139V140H244ZM250 139V140H249ZM32 140V141H31ZM73 140H71V141H73ZM77 140H79V141H77ZM81 140V141H80ZM86 140H88V141H86ZM100 140H102V141H100ZM121 140H123V142L121 141ZM189 140V141H188ZM191 140V141H192ZM258 141L259 140V142H261L259 145H258V142H255V143H252V142H254V141ZM262 140V141H261ZM30 141V142H29ZM47 141H49L50 143L49 144H47ZM63 141V143H61ZM70 141V142H71ZM76 141V142H75ZM82 141H84V142H82ZM87 143H86V142ZM92 141H94V142H92ZM126 141V142H125ZM127 141H130V144H128V142ZM244 141H245V143L247 142V145L246 144H244ZM249 141V142H248ZM51 142L53 143L52 145L54 146H51ZM86 143V144H82V143ZM88 142H90V143H88ZM96 142V144L97 145H94V143ZM101 142V143H100ZM206 142V144H204ZM39 143H41V145H43L44 146V148H43V146H42V148L43 149H45V148H49L47 151L46 150H42V148L39 146V148L37 147L36 149H37V151H35L36 149H31L30 151L28 150L29 148H31V147H36V146H38L39 145ZM60 143H61V145H60ZM80 143V144H79ZM257 143V144H256ZM78 144L80 145L79 147H78ZM83 146H82V145ZM87 144H89L88 146H89V148H88V146H87ZM122 144H123V146H122ZM191 144V145H190ZM254 144H256V145H254ZM48 145V146H50L52 149H50V147H46V146ZM56 145V146H55ZM59 145V146H58ZM126 147H125V146ZM62 146V147H61ZM72 148H70V147ZM82 146V147H81ZM92 146V147H91ZM122 146V147H121ZM195 147V148H192V147ZM204 147V146H208V147H204L206 150H205V152L203 151L204 150V148L202 149V147ZM210 146V147H209ZM57 147V148H56ZM59 147H61V148H59ZM80 147H81V149H80ZM84 147V148H83ZM86 147V148H85ZM56 150H55V149ZM78 148V149H77ZM93 148V149H92ZM120 148L122 149V151H120ZM125 148H127V149H125ZM164 148V147H163ZM190 148V149H189ZM81 151H80V150ZM87 149V151L85 152L84 150H86ZM188 149V150H187ZM197 149V150H196ZM200 151H199V150ZM202 149V150H201ZM208 149H209V151H208ZM29 151V153H28V151ZM93 150V153H91V151ZM189 150H190V152H189ZM211 150V151H210ZM262 150H264V149H262ZM96 151V152H95ZM166 151H167V153L169 154V152H170V154H169V156H168V154L167 155H163V154H161V153H166ZM191 151H193V152H191ZM194 151H195V153L197 152L198 153V151H199V153H200V155H197V153L195 154L194 153ZM203 151V152H202ZM206 151L208 152V154H209V152H210V154L208 155L207 153H206ZM227 151V150H226ZM231 151V150H230ZM237 151V152H236ZM241 151H242V153H241ZM246 151V152H245ZM34 152V153H33ZM38 152V153H37ZM79 152V153H78ZM81 152H82V154H81ZM85 152V153H84ZM95 152V153H94ZM185 152H187V153H190V155L192 156L191 158H189L190 157V155L189 154H187V156H188V159H190V160H188L187 158H185V156H184V153ZM42 153V154H41ZM84 153V154H83ZM159 153V154H158ZM183 153V154H182ZM198 153V154H199ZM213 153V154H212ZM243 153H247L246 154V156H245V154H244V156L243 157H241V155H243ZM28 154L30 155V158H29V156H28ZM34 154H39V156H40V154H41V156H40V158L38 157V158H35V157H37L36 155H34ZM61 154V155H60ZM123 154V155H122ZM186 154V153H185ZM241 154V155H240ZM258 154V155H257ZM34 155V158L32 157ZM57 155H59V157H57ZM74 155H75V157H74ZM148 155V154H147ZM194 155H196L197 157H194ZM257 155V156H256ZM52 156L54 157V159L52 158ZM57 158H56V157ZM125 156V157H124ZM166 156V157H165ZM168 156V157H167ZM173 158H171V157ZM202 156V157H201ZM215 156V157H214ZM258 156H260V157H258ZM43 158V160H42V158ZM77 157V158H76ZM155 157V158H154ZM183 157V158H182ZM239 157H241V158H239ZM33 158V159H32ZM55 158L57 159L56 161H54L53 162V160H55ZM75 160H77V161H75ZM119 158V159H118ZM170 158H171V161H170ZM178 158V159H177ZM208 158H210V160H209V164H208V160L207 159ZM216 158V159H215ZM30 159H32L33 161H35V162H32V160H30ZM37 159H39V160H37ZM50 159H53L52 160V162L53 163H51V160ZM68 159V160H67ZM69 159H72V160H74V161H72V160H69ZM91 159V160H90ZM120 159L121 160H123V161H126L125 163L122 161H120ZM125 159V160H124ZM128 159V158H127ZM154 159V160H153ZM182 159H184V160H182ZM187 159V160H186ZM254 159V160H253ZM63 160V161H62ZM65 160H66V162H65ZM80 160V161H79ZM90 162H89V161ZM186 160V161H185ZM207 160V161H206ZM24 162V163H22V162ZM61 161H62V163H61ZM152 161V162H151ZM167 161H168V163H167ZM37 162V163H36ZM65 162V163H64ZM68 162V163H67ZM69 162H76L75 164H73V165H70L69 164ZM85 162V163H84ZM169 162H170V164H169ZM182 162H185V163H183L184 165V167H187V169L185 170V169H183V166L181 165V163ZM187 162V163H186ZM212 162V163H211ZM51 163V164H50ZM121 163V164H120ZM219 163V164H218ZM259 163V164H258ZM59 164H62L61 166H59ZM69 164V165H68ZM87 166H86V165ZM90 164V165H89ZM124 164V167H121L122 165ZM141 164H143V163H141ZM144 164H147V163H145L144 162ZM165 164V165H164ZM171 164H172V167H169V165L171 166ZM212 164V165H211ZM221 164V165H220ZM33 165V166H32ZM76 165H77V167H76ZM90 166V168H89V166ZM92 165V166H91ZM121 165V166H120ZM206 165H207V167H206ZM257 165V166H256ZM60 168H59V167ZM64 166V167H63ZM144 166H147V165H144ZM182 166V167H181ZM216 166V167H215ZM30 167L33 169L32 171L30 170V172H29V169H30ZM107 167L109 168V169H107ZM116 167V168H115ZM164 167L166 168H168L169 167V169H164ZM174 167V168H173ZM193 167V168H192ZM117 168H119V170H112V169H117ZM120 168H121V171H120ZM125 168V169H124ZM182 170H181V169ZM204 168V169H203ZM216 168V169H215ZM21 169H22V171H21ZM76 169V170H75ZM103 171H102V170ZM180 169V170H179ZM188 169H190L191 171H194L195 170V173L196 174H198L199 175V177L197 176V175H195V173L194 172H191V171H189L190 172V174L192 173V176H190V175H188ZM192 169H194V170H192ZM212 169V170H211ZM171 170H174V171H176V172H171ZM177 170H179V172L177 171ZM28 171V172H27ZM76 171L78 172V174L80 175H78L77 176V173H76ZM95 171V172H94ZM105 171H106V173H105ZM213 171H214V173L216 172V171H218V172H216L217 174H216V176H214V177H216V178H213L212 180H210L211 178H212V173H213ZM19 172H21V173H19ZM23 172H25V173H23ZM100 172H101V174H100ZM103 172H104V174H105V177H103L102 178V176L104 175L103 174ZM108 172H111L110 174L108 173ZM170 172H171V174H170ZM177 172H178V174H180V172H182L181 174H183V176L181 175V176H177L178 174H177ZM186 172H188V173H186ZM203 172V173H202ZM31 173H33V174H31ZM76 173V174H75ZM90 173V175H89V177H88V174ZM99 173V174H98ZM108 173V176L106 175ZM173 173H176V174H173ZM186 173V175L184 176V174ZM211 173V174H210ZM213 173V174H214ZM31 174V175H30ZM194 174V175H193ZM67 175L69 176V178H67ZM82 175V176H81ZM86 175V179H83V177ZM100 175V176H99ZM102 175V176H101ZM110 175V176H109ZM170 175V176H169ZM171 175H172V177H171ZM188 175V176H187ZM206 175L209 177V180L210 181H207V179H208V177H206ZM107 176V177H106ZM177 176V177H176ZM197 176V177H196ZM205 176V177H204ZM108 177H110V178H108ZM171 177V178H170ZM186 177V178H185ZM187 177L190 179V180H188L187 179ZM192 177L194 178L193 179V181L191 180L192 179ZM207 178V179H204V180H206V182H204V180L202 179V178ZM35 178V179H34ZM85 178V177H84ZM162 178V179H163ZM174 178V179H173ZM203 180L202 182H204L203 184H204V186L203 187H201V185H197L196 183H198V184H200L198 181H200L201 182V180ZM63 179V180H62ZM67 179H69V181L70 182H68L67 181ZM72 179V180H71ZM82 179V180H81ZM169 179H171L170 181H169ZM172 179L173 180H175V181H172ZM180 179L181 180H183V182H185V179H187L188 181H190V184H189V182L186 180V183H181V181H180ZM214 179H215V181H214ZM28 180V181H27ZM90 180V181H89ZM92 180V181H91ZM105 180V179H104ZM169 181V182H166V181ZM28 183H27V182ZM61 181V182H60ZM80 182L79 183V185L78 186H75V184H77V183H75V182ZM172 181V182H171ZM60 182V183H59ZM83 182V183H82ZM107 182V181H106ZM180 183L179 185H181L180 187L178 186V184H176V183ZM191 182H193V183H191ZM239 183V184H241L240 186H243L244 185V187H243V189L237 184V183ZM61 183H63L62 184V186L60 185ZM64 183H66V186H65V184ZM72 183L74 184V185H72ZM82 183V184H81ZM173 183V184H172ZM177 185V186H174L175 184ZM195 183V186H196V188H195V186L193 185ZM206 183V184H205ZM233 183V182H232ZM105 184V183H104ZM104 184H103V186L102 187H100V186H97V188L95 189V190H93V191H95V193H96V196H97V194H100L99 196H101L102 194H103V192L104 193H106L107 192V190H105L104 189ZM170 184H172L173 186H171ZM182 184H184V185H182ZM27 185V186H28ZM168 185H169V187H168ZM191 185H193L194 186V188L195 189H197V190H194V189H191V188H193ZM236 186V185H238L237 187H240V189L239 188H236V190L238 189L239 190V192H238V194L239 193H242V192H244V193H247L248 192V196H249V199H250V201H251V203L253 204V205H256L257 204V201L259 202V201H261V202H259V203H261V204H264V197H261V196H264V192H262V193H258V194H251V192H249V190H247L248 189V181L246 180V181H242V180H236L235 181V184H230L229 185V189L230 188H232L231 186ZM50 186V187H49ZM56 186V187H55ZM65 186V187H64ZM68 186H70L69 187V189H68ZM86 186H87V188H86ZM93 186V187H92ZM189 186H191V188L189 187ZM199 186V187H198ZM215 187V189L216 190H214V187ZM42 187H41V189H42ZM201 187V188H200ZM205 187V188H204ZM211 187V188H210ZM29 188V187H28ZM84 188H86V189H84ZM99 188H101V189H99ZM181 188V189H180ZM185 190H184V189ZM204 188V189H203ZM172 189V190H171ZM187 189V190H186ZM191 189V190H190ZM198 189H200V190H198ZM202 189H203V191H202ZM224 189V188H223ZM223 189H221V190H223ZM228 189V188H227ZM226 189V190H227ZM235 187H233V190H232V193L231 194H227L228 195V197H230L229 195H231V197H232V194L233 195H235V193H237L235 190ZM98 190V191H97ZM173 190L176 192H173ZM177 190V191H176ZM179 190H182V194L179 192ZM226 190H223L222 192H224V191H226ZM231 190V189H230ZM237 190V191H238ZM43 191V190H42ZM50 191V190H49ZM92 191V192H93ZM101 191V192H100ZM171 191V192H170ZM200 191V192H199ZM44 192V191H43ZM92 192H90V193H92ZM230 191L228 190V192L226 191V193H229ZM233 192H235V193H233ZM94 193V192H93ZM92 193V194H93ZM171 195H173V196H169L170 194ZM204 193H205V195H204ZM214 193V194H215ZM225 193V192H224ZM181 194V195H180ZM208 194V195H207ZM220 194H222V193H220ZM43 195H44V193H43ZM94 195V194H93ZM185 195L187 196V198H185ZM207 195V197H209L210 195L212 196V199L211 198H207V197H204V196H206ZM226 194H223V195H220L219 196V199H222V198H228V197H226L225 196ZM237 195V194H236ZM235 195V196H236ZM255 195V196H254ZM140 196H141V199H142V201H143V204L141 205V203L142 202H140L141 201V199H140V201L138 200L139 198H140ZM140 196L139 197H137L136 199H137V201H136V204L134 203L135 201H134V199L131 201V202H129V203H127V209L128 210H132V217H134V218H136V217H139V218H142L143 217V215H144V211L143 210H145V202H144V197L143 196H145V191H143L142 190V192H141V194H140ZM210 196V197H211ZM223 196H225V197H223ZM171 197V198H170ZM174 197V198H173ZM196 197V198H195ZM213 197H214V199H215V201H213L214 199H213ZM222 197V198H221ZM200 198H203V200L202 199H200ZM217 198V199H216ZM237 198H238V195L236 196V197H234V198H232V200H237ZM168 199H172V200H170V201H172V202H174V203H171V204H173V205H170L169 204V200ZM174 199H175V201H174ZM210 201H209V200ZM258 199V200H257ZM62 200V199H61ZM61 200H58L56 203L57 204H59L60 205V203L63 205L64 204V202H66V201H63V203L62 202H60ZM63 200H65V199H63ZM184 200V201H183ZM191 201H194V202H191ZM209 201V202H208ZM140 202V203H139ZM189 202H191V204L189 203ZM198 202V203H197ZM254 202V203H253ZM67 203V202H66ZM186 203H187V207H188V209L186 208ZM193 203H197L196 204V206H195V204H193ZM57 204H55V206L57 205ZM135 204V205H134ZM169 204V205H168ZM177 204H178V206H177ZM181 204V205H180ZM188 204H190V205H188ZM192 204L194 205L193 207H191L192 206ZM203 204V203H202ZM133 205V206H132ZM168 205V206H167ZM208 205V204H207ZM207 205L205 206L206 207V209L207 208H212V207H215L214 205H215V203L214 204H210V205H208V207H207ZM61 206V205H60ZM144 208L143 210H142V207ZM170 206V208H168ZM180 206H182V208L180 207ZM257 206H260V204H257ZM39 207V209H40V205L38 206ZM131 207H132V209H131ZM141 207V208H140ZM261 207H264V205H261ZM61 208V210L59 211V206H58V208L57 207H55V209H54V207H51V208H47V210H45V212H43L42 210L40 211V214H39V212H38V214L39 215H43V217L44 216H46V215H50L48 218H50L49 220H47V216L45 217V219L47 220V221H49L48 222V224H47V221H45L46 222V224H44V225H38L39 226V228H41V231H40V229L38 228V226H37V228H38V231H37V228L35 227H33L34 229H36V230H34L35 231V233L33 232V229L32 228H30L31 229V231H27V230H22V232H23V235H24V237H25V234H26V237L24 238V240L26 241V238L29 240H27L25 243L26 244H28L29 243V246L30 247H32L31 246V244L33 245V246H37V248L39 249H42V247L43 248H45V249H43V250H46V249H49V250H51L52 251V249H53V247H51L50 246V244H51V242L53 243L54 242V244L53 245H58L59 243H61L62 244V247H61V244H59L58 246H59V249L58 250H61V251H63V250H65V244L63 245V237L65 236V233H66V226H65V223H63L61 220H59V216L61 215V212H62V206L60 207ZM167 208V209H166ZM177 208V209H176ZM184 208V209H183ZM187 209V211H186V209ZM189 208H190V210H189ZM192 208H194L193 210H192ZM41 209H43V207H41ZM51 209H53V212H54V214H55V216H53L54 214H53V212H52V210ZM139 209H140V211H139ZM172 210L171 212H172V214H170V210ZM182 211H180V210ZM33 212H34V214H36L35 212H36V210H38V208H36V210L34 211V209H31ZM30 210V211H31ZM55 210L57 211V212H55ZM167 210H169V211H167ZM176 211V210H178L177 212H175L174 214H173V211ZM29 211V212H30ZM31 211V212H32ZM52 213H51V212ZM186 211V212H185ZM28 211L27 212H25L26 213V216L24 217V215H23V218H22V225L20 226V231H21V229H23V228H26L27 227V229H29L28 227H32V226H34V225H36L37 224V222H35V221H31L34 225H32V223H28V220L26 221V219L28 218H31V220H32V217L30 216V217H27V213H29ZM30 212V213H31ZM102 212H103V215H101L102 214ZM133 212H135V213H133ZM188 212H190L189 214H187ZM24 213V214H25ZM50 213V214H49ZM96 213L98 214V215H96ZM95 213V215L93 214V215H86L85 213H79L78 215H80V216H78L79 218H80V221L82 220L83 221V223H84V226H83V224H82V228L84 229H87L86 231V235L87 236H89V238H94L93 240H94V242L96 243V244H102V245H107V246H110L111 244H114L115 242H116V250H118V254H117V258H116V262H115V264H128L129 262H132L131 264H135L134 262H135V259H134V255L132 256V258L130 257L131 256V254H133L134 253V249H131L132 247L133 248H136V246L138 245V247H140V248H142V247H145L144 249H147L146 250V252L147 253H149V254H151V256L153 257V256H155L156 255V257L157 258H155V257H153V258H155V261L153 260V262H152V260H151V262H150V264L151 263H154V262H165L166 260V262L168 263V261H169V259H167V258H164V257H162V258H164L163 260H161V256L159 257L156 253H160L162 250H164V249H162V247L163 248H165L164 246H165V242L163 241V242H161L162 240H163V238L161 237V241H159L156 237V239L158 240L157 242H160L161 244L159 245L158 243H155L154 245H153V243L156 241V240H154L155 238H152L153 236L151 235H149V234H147V235H149L148 236V238H151V239H148L150 242L152 241V239H153V243L151 244V243H147V245L145 244L146 242H144L143 243V241H146L147 239H145L144 238V236L146 235L145 233H143V232H141V233H133L132 235L134 236V238H133V236L132 235H130V236H132V237H130L129 235H128V233L126 232V233H123V232H121V231H117V220H115V219H113L114 217L110 214V216L109 215H107V212H105V210H101L100 212H96ZM186 213V214H185ZM37 214V215H38ZM136 214V215H135ZM168 216H167V215ZM99 215H100V217H99ZM185 215V216H184ZM209 214H206L205 215V217H207ZM91 216V217H90ZM109 216V217H108ZM136 216V217H135ZM98 217V218H97ZM55 218V219H54ZM78 218V219H79ZM100 218V219H99ZM101 218H103V219H101ZM104 218H106V219H104ZM191 218V219H192ZM109 219H112V220H109ZM190 219V220H191ZM100 220V221H99ZM107 220V221H106ZM115 220V221H114ZM156 221V219H148V221H146V223H147V225L148 224H150L151 222H152V224H153V221ZM193 220V219H192ZM29 221H30V219H29ZM96 221H97V224L99 225H94L93 226V224L92 223H96ZM105 223H104V222ZM111 221V222H110ZM154 221V222H155ZM44 222V223H45ZM100 222V223H99ZM104 224H103V223ZM30 224L29 226H28V224ZM61 223H63V224H61ZM88 223V225H86L87 227H85V224H87ZM109 223V224H108ZM111 223V224H110ZM158 221H156V225H158ZM51 225V230H49L48 229V231H47V229L46 230H44V228H46V227H49L50 228V225ZM103 224V225H102ZM151 224V225H152ZM47 225H49V226H47ZM91 225V226H90ZM161 225V224H160ZM241 225V224H240ZM114 228H113V227ZM150 226V225H149ZM166 226V227H165ZM64 227V228H63ZM93 228V230H91L92 228ZM237 227V226H236ZM241 227H242V225H241ZM60 228V229H59ZM63 228V229H62ZM160 228H161V226H160ZM166 228V229H167ZM170 228H168L169 229V232H168V230H167V236L169 237V239L170 238H172L173 237V231H174V229L172 230V232H170ZM238 228V227H237ZM237 228L235 229L234 228V230H233V228H231V230L229 231V234H230V232H231V234L230 235H228V236H230V237H228L227 236V238H226V234H228V230L227 231H225L226 229H224L223 230V232H224V234H222V231L220 232V236L219 237H221V239H219V240H221V241H219L218 240V233L219 232H215L216 233V235H217V238H216V236L214 235V238L212 239V237L210 238V240L208 241V242H203V240L200 238L199 239V242L201 243V245H199V247L201 246V248L199 249V248H196L195 247V242H193L194 244V246L193 247H191L192 245H191V237L192 236H197L196 234H195V232L194 233H192V231L190 230V234H188L187 235V237H185V238H183V240L184 241H182V243L180 244V242H179V244H176V246H175V248L173 249V252L174 251H176V253H174V255H170V257L172 256V258L171 259H173V257L174 256H176L178 259H173L174 261L172 262V260H170V262L169 263H172V264H177V263H180L181 261H180V259H183L184 261L185 260H187L188 258H189V255H191V253H193V254H196V255H194L195 257L197 256V255H199V254H201V255H203V258H204V260H205V264H213V263H215V264H230L231 262V264H236V263H238L239 261H241L242 259H243V257H244V255H246V253H248L247 252V246H250L249 248H251V253H252V256H253V254H254V252H255V250H258V249H255V247L257 246L259 249H261V251L260 250H258V251H256V253L258 252V254L253 258L254 259V261L252 260V263L251 264H264V252H262V251H264V247H262V246H264V244H262V242H264V236H258V237H256L254 240H252V241H250V239L248 238V235H247V231L245 230V228H244V226H243V229L245 230V233L246 234H244L243 233V231H242V233H240V232H237L236 233V231H237ZM240 228V227H239ZM29 229V230H30ZM89 229V230H88ZM165 229V230H166ZM241 229V228H240ZM240 229H238V231L240 230ZM62 230V231H61ZM96 230V231H95ZM112 230V231H111ZM25 231H27L25 234H24V232ZM47 231V232H46ZM57 231V232H56ZM84 232H85V230H83ZM91 231V232H90ZM99 231H101V232H99ZM109 231H111L110 232V234H109V236H110V240H107V238L109 237L107 234L108 233H105V232H109ZM113 231H114V233L116 232V234H114L113 233ZM194 231V230H193ZM30 232L32 233V234H30ZM56 234H55V233ZM93 232H94V234H93ZM159 232H160V230H159ZM166 232V231H165ZM165 232L164 233H162V234H165ZM38 233V234H37ZM54 235H59V237L60 238H58V237H56V239L57 240H53V237H52V235L53 234ZM100 233L102 234L101 236H99L100 235ZM119 233H121V234H123V236L122 235H120ZM215 233H213V234H215ZM235 233V234H234ZM240 233V234H239ZM33 234H35L36 236H37V238L40 240V243H35V242H38V239L37 238H35V237H33L32 235ZM44 234V235H43ZM46 234V235H45ZM103 234H105V235H103ZM114 234V235H113ZM161 234V235H162ZM234 234V235H233ZM237 234V235H236ZM262 234H264V233H262ZM49 235H50V237H49ZM112 235V236H111ZM121 236V238H120V236ZM160 235V234H159ZM236 235V236H235ZM42 237V238H39V237ZM99 236V237H98ZM128 236L130 237V240H129V238H128ZM165 236H166V234H165ZM164 235H163V237H165ZM199 236V235H198ZM197 236V237H198ZM232 236H234V237H232ZM244 236H246V237H244ZM22 237V236H21ZM101 237V239H99ZM106 237V238H105ZM115 237H117V238H115ZM124 238V240H123V238ZM159 237V236H158ZM167 237V238H168ZM197 237H194V238H197ZM201 237H202V235H201ZM204 237V236H203ZM241 237H244V239L243 238H241ZM33 238V239H32ZM44 238V239H43ZM102 238H103V240H104V242H103V240H102ZM112 238H115V240H112ZM140 238V239H139ZM143 238L145 239V240H143ZM160 238V237H159ZM167 238L165 239L166 240V242H167ZM194 238H192V239H194ZM199 238V237H198ZM216 238V239H215ZM236 238V239H235ZM238 238V239H237ZM259 238V239H258ZM23 239V238H22ZM36 239H37V241H36ZM42 239V240H41ZM59 239H61L60 241L61 242H59ZM173 239V238H172ZM185 239H186V241H187V239H188V243L190 244H187V242H185ZM230 239V240H229ZM106 240H107V242H106ZM121 240H123V241H121ZM143 240V241H142ZM147 240V241H148ZM171 240V239H170ZM170 240H168V242L170 241ZM190 240V241H189ZM195 240V239H194ZM198 239H196V241H197ZM217 240V241H216ZM260 240V241H259ZM42 241V242H41ZM49 241H50V243H49ZM110 241V242H109ZM114 241V242H113ZM118 241H120V242H118ZM128 241V242H127ZM135 241V242H134ZM137 241V242H136ZM139 241V242H138ZM148 241V242H149ZM214 241V242H213ZM243 241V242H242ZM59 242V243H58ZM118 242V243H117ZM121 242H123V244L121 243ZM198 242V241H197ZM196 242V246H198V244L199 243H197ZM217 242H218V244H217ZM221 242V243H220ZM252 242V243H251ZM121 243V244H120ZM137 243H140V244H137ZM204 245H203V244ZM209 243V244H208ZM262 245H261V244ZM124 244H125V246H128V244H129V247H130V249L129 248H127V250L125 249V247H124ZM146 246H145V245ZM158 244V245H157ZM214 244V245H213ZM221 244V245H220ZM247 244V245H246ZM260 244V245H259ZM52 245V244H51ZM214 247H213V246ZM218 245V246H217ZM220 245V246H219ZM244 245H246V247L244 246ZM123 246V247H122ZM150 246V247H149ZM210 246V247H209ZM217 246V248H215ZM243 246L245 247V248H243ZM47 247V248H46ZM179 247V248H178ZM182 247H185V248H183L182 249ZM191 247V248H190ZM212 247V248H211ZM240 247H241V249H240ZM256 247V248H257ZM32 248H34V247H32ZM31 248V249H32ZM36 248V247H35ZM36 248V249H37ZM149 248V249H148ZM160 248V249H159ZM177 248H178V250H177ZM208 248H210V249H208ZM214 248H215V250H214ZM36 249H33V253L34 254H37L38 255V253L39 252H41V251H39L38 253L36 252ZM193 249V250H192ZM196 249V251H194ZM42 250V251H43ZM131 251V253H129L130 251ZM160 250V251H159ZM211 250V251H210ZM60 251V252H61ZM125 251H129L128 252V260H127V257L125 256V255H127V254H125L124 252ZM178 251V252H177ZM198 251V252H197ZM212 253V254H210V252ZM240 251V252H239ZM241 251L243 252V251H245V252H243V254L242 255H240V253H241ZM65 251H63V254H65L64 253ZM154 253V255H153V253ZM191 252V253H190ZM127 253V252H126ZM178 253L179 254H181L182 255V257H181V255L179 256L178 255ZM255 253V254H256ZM61 254H62V252H61ZM176 254V255H175ZM192 254V255H193ZM211 255V257L207 260V258ZM240 255V257H238L239 255ZM15 255V260H13L12 258H10V259H6L5 261H7L8 263L7 264H19V262H20V264H28L26 261H28L27 259H25L24 257H19L20 255L19 254H14ZM14 255H13V258H14ZM36 255V256H37ZM178 255V256H177ZM209 255V256H208ZM215 255V256H214ZM151 257V258H152ZM160 258V261H159V258ZM169 257V258H170ZM181 257V258H180ZM191 257H193V256H191ZM191 257H190V259H191ZM207 257V258H206ZM214 257H215V259H214ZM61 258H63L62 256H61ZM124 259H126V260H124ZM213 259L215 260V262L213 261ZM119 260V261H118ZM131 260V261H130ZM134 260V261H133ZM165 260V261H164ZM217 260V261H216ZM235 262H234V261ZM239 260V261H238ZM23 261V262H22ZM34 261V260H33ZM122 261H124V262H126V263H124V262H122ZM207 261V262H206ZM213 261V262H212ZM22 262V263H21ZM35 262V261H34ZM161 262H160V264H161ZM188 262H189V260H188ZM158 263H155V264H158ZM3 264H6V262H3ZM187 264V263H186Z\"/></svg>","mask_w":264,"mask_h":264},{"label":"bare ground","instance_id":"2","mask_svg":"<svg viewBox=\"0 0 264 264\" xmlns=\"http://www.w3.org/2000/svg\"><path fill=\"white\" fill-rule=\"evenodd\" d=\"M11 1V0H10ZM14 2H15V0H13ZM51 1V0H50ZM52 1H54V0H52ZM56 1V0H55ZM59 0H57V2H58ZM68 2H69V0H67ZM126 1V0H125ZM124 1V2H125ZM129 1V0H128ZM127 1V2H128ZM178 1V0H177ZM222 1V0H221ZM256 1L257 0H235V5H237V7H239V9H243V15L245 14V11H247V12H255L256 11ZM259 1V0H258ZM12 2V1H11ZM36 2V1H35ZM48 2H49V0H48ZM62 2H64V0L62 1ZM67 2V3H68ZM124 2L122 3V0H107L106 1V3L105 2H103L102 3V0H78V5L80 6V8H82V9H86L87 8V12L89 13V11H88V8H89V6H93V8H95L96 10H97V13L99 12L100 14H99V17H98V20L96 21V30H97V32H99V34L97 35V33H95L96 35H95V37H100L99 35H103V36H106L107 34H109V35H107V37H106V39H108V40H106V41H109L110 40V38H111V41H109V42H112V36H113V39H114V35H115V33H117L118 31H116V29L117 28H119V27H121V28H123V26H125L126 25V27L130 30V32L132 33V34H136V35H138L137 37H138V39H137V41L138 42H136V46H137V48H140V50H141V48H145V50L144 49H142V50H144V52L143 53H140L141 55H143V56H149V55H152V54H154V52H156V51H159V50H161L162 51V49L163 50H165V49H167V52H168V50H176V51H179L178 53H181V52H184V50L185 49H188L187 48V46H189L190 45V42H191V38H192V36L196 33V32H199V29L200 28H202L200 25H199V23L197 22L196 24L197 25H199V26H197V27H199V29L195 26L196 24H194V25H192L193 27H189L188 26V28H185V27H183V26H179L178 27V29H175V26H174V28H173V22L172 21H174L175 22V20H173L171 17H170V15H168L166 12V10H165V8H163V5H160V8L158 9V10H161L160 12H158V10L156 11L157 12V14L158 13H160V15L158 14V15H156V16H159V17H155V13H153L154 14V16H151V15H153L151 12V14H150V16L151 17H146L147 16V13L146 12H148V11H146L145 13L146 14H144V13H142L141 12V10L143 9H141L140 10V13H139V11L138 10H136L135 9V7L134 6H136L137 4H139V6H137L136 8H138V7H141L142 6V4L141 3H137L136 4V2H137V0H136V2H135V4H134V6H132V4H129L130 6H132V7H134L133 9H132V7H130L129 5H127V6H124L123 4H124ZM157 2V1H156ZM181 2V1H180ZM211 2V1H210ZM220 2V1H219ZM37 3V2H36ZM50 3V5H51V3L52 2H49ZM150 3V2H149ZM148 3V4H149ZM158 3V2H157ZM182 4H184L183 3V1L181 2ZM7 4H9V3H7ZM15 4H17V3H15ZM39 4V3H38ZM46 4H48V3H46ZM45 4V5H46ZM64 4H65V2H64ZM87 4H91V5H89L88 7H86V5ZM187 4V3H186ZM259 4H260V2H259ZM262 4H264V2H262ZM9 5H11V3L9 4ZM44 5V6H45ZM50 5H49V7H50ZM66 5V4H65ZM65 5H63V6H65ZM153 5H156V4H153ZM152 5V6H153ZM18 7L20 6L19 5V3H18V5H17ZM23 6H24V4L22 5V10L24 11V9H23ZM39 6V5H38ZM53 6V5H52ZM51 6V7H52ZM68 7H69V3H68V5H67ZM66 6V7H67ZM210 6V5H209ZM232 6V5H231ZM234 6V5H233ZM262 6H264V5H262ZM14 7V5H12V8ZM50 7V8H51ZM131 9H130V8ZM142 7H144V6H142ZM147 7V5H145V8ZM165 7V6H164ZM186 7V5L183 7V8H185ZM216 7V6H215ZM257 7H258V5H257ZM48 8V7H47ZM64 8V7H63ZM145 8L143 9L144 11H145ZM149 7H147V9H148ZM25 9H26V7H25ZM30 9V8H29ZM66 9H68V12H69V8H66ZM78 9H79V7H78ZM90 9H92V8H90ZM150 10H151V8H149ZM163 9H164V13L166 14H161V12L163 11ZM186 9H187V7H186ZM185 9V10H186ZM255 9V10H254ZM259 10H260V8H258ZM257 9V10H258ZM2 10V9H1ZM48 11H47V13L49 12V8L47 9ZM59 10V9H58ZM60 10H62V8H60ZM59 10V11H60ZM74 10H75V8H74ZM74 10H72V11H74ZM95 10V11H96ZM106 11L109 15L110 14H112L113 12H117L118 13V17H116L115 19H111V20H108L109 19V17H108V19H103V18H105V17H102L101 15H102V12L103 11ZM181 10V9H180ZM184 10V11H185ZM193 10V9H192ZM240 10V11H241ZM245 10V11H244ZM258 10V12L259 13H264V10H262V11H259ZM7 11V10H6ZM22 11V12H23ZM26 11V10H25ZM28 11V10H27ZM51 11H52V8H51ZM91 11V10H90ZM92 11H93V9H92ZM175 10H173V12H174ZM194 11V10H193ZM193 11H191V13H193ZM176 12H177V10H176ZM175 12V13H176ZM196 12V11H195ZM194 12V13H195ZM200 12V11H199ZM222 12V11H221ZM252 12H251V15H252ZM59 13H61V11L59 12ZM95 13V12H94ZM97 13H95V14H97ZM187 14L189 13L188 11L186 12ZM186 13H184V14H186ZM234 13V12H233ZM237 13H239V12H237ZM249 13H247V14H249ZM258 13V14H259ZM69 14H71L70 12H69ZM68 14V15H69ZM73 14H76V13H73ZM72 14V15H73ZM94 14V15H95ZM144 16H143V15ZM178 14V13H177ZM190 14V13H189ZM188 14V15H189ZM241 13H239V15H240ZM254 14V13H253ZM52 15H53V13H52ZM55 15V14H54ZM91 15H92V13H91ZM146 15V16H145ZM149 15V14H148ZM178 15H180V14H178ZM184 16V17H189V16ZM194 15V14H193ZM238 15V14H237ZM250 15V16H251ZM261 15V14H260ZM9 16V15H8ZM15 16V15H14ZM23 16V15H22ZM25 16V15H24ZM80 16V15H79ZM86 16V15H85ZM105 16V15H104ZM242 16V15H241ZM241 16H239V17H241ZM81 17V16H80ZM84 17V16H83ZM87 17H89L90 18V16L88 15ZM115 17V16H114ZM153 17V18H152ZM192 17V16H191ZM194 17V16H193ZM201 17V16H200ZM205 17V16H204ZM247 17V16H246ZM257 17V16H256ZM24 18V17H23ZM82 18V17H81ZM81 18H80V20H81ZM113 18V17H112ZM162 18V19H161ZM232 18V17H231ZM19 19H20V17H19ZM84 18H82V20H83ZM87 18H85V20H86ZM190 19H192V18H190ZM10 20H12V19H10ZM93 21L94 22V20L93 19H89V21ZM106 20H108V21H106ZM129 20H131V21H129ZM134 22H136L135 24H136V28L135 27H133V29H131L130 28V26L127 24L128 23V21L130 22V23H132L133 21ZM181 20V19H180ZM182 20H184V19H182ZM181 20V21H182ZM189 20V19H188ZM193 20V19H192ZM201 20V19H200ZM206 20V19H205ZM257 20V19H256ZM90 22V25H91V23H93V22ZM178 21V20H177ZM176 21V22H177ZM185 21V20H184ZM218 21V20H217ZM222 21V20H221ZM234 19L233 20H230V21H227L228 23H227V25L228 24H234ZM16 22V21H15ZM66 22V21H65ZM82 22V21H81ZM83 22H86V21H83ZM188 23H190V21H187ZM195 22H196V20H195ZM203 22V21H202ZM260 22H261V20H260ZM67 23V22H66ZM65 23V24H66ZM213 23H216V22H214L213 21ZM223 23V22H222ZM238 23V22H237ZM134 24V23H133ZM221 24V23H220ZM12 25H13V23H12ZM61 25V24H60ZM68 25V29H70L69 27H70V25L69 24H67ZM93 25V24H92ZM128 25V26H127ZM177 25H179V24H177ZM176 25V26H177ZM213 25V24H212ZM237 25V24H236ZM195 26V27H194ZM7 27V26H6ZM65 27V26H64ZM83 27V26H82ZM220 27V26H219ZM222 27H223V24H222ZM237 27H239V26H236V28ZM39 28V27H38ZM84 28V27H83ZM93 28V27H92ZM241 28V27H240ZM43 29V28H42ZM120 29V28H119ZM124 29V28H123ZM217 29H219V28H217ZM16 30V29H15ZM41 30V29H40ZM65 30V29H64ZM201 30V29H200ZM215 30V29H214ZM220 30H222V29H220ZM219 30V31H220ZM224 30V29H223ZM236 30V29H235ZM239 30V33H240V29H238ZM41 31H43V30H41ZM69 31H71V30H69ZM69 31L67 32V33H69ZM120 31V30H119ZM205 31H206V29H205ZM234 31V30H233ZM261 31V30H260ZM262 31H264V29H262ZM82 32V31H81ZM80 32V34H78V35H74V37H77V36H79L80 37V35L81 34H85V33H81ZM86 32V31H85ZM88 32V31H87ZM203 32H204V30H203ZM214 32V31H213ZM212 32V33H213ZM226 31H224V33H225ZM228 32H229V30H228ZM227 32V33H228ZM238 32V31H237ZM236 32V33H237ZM242 32H244V28H243V31ZM207 33V32H206ZM216 33V32H215ZM234 33V32H233ZM236 33H234V36H235V34ZM70 34V33H69ZM69 34H67L68 36H69ZM111 34V35H110ZM197 34V33H196ZM219 34H221V33H218V36H220ZM231 34H232V30H231ZM241 34V33H240ZM245 34V33H244ZM20 35V34H19ZM48 35V34H47ZM101 35V36H102ZM118 35H119V33H118ZM215 35V34H214ZM223 35V34H222ZM242 35H243V33H242ZM64 36V35H63ZM66 37V38H70V37H73V36H71L70 35V37ZM217 36V37H218ZM231 36V35H230ZM230 36H229V38H230ZM234 36H232V37H234ZM237 36H238V34H237ZM262 36V35H261ZM136 37V38H137ZM199 37H201V33H200V36ZM224 37V36H223ZM50 38V37H49ZM48 38V39H49ZM88 38V37H87ZM102 38V37H101ZM136 38H135V40H136ZM222 38V37H221ZM228 38V39H229ZM245 38V37H244ZM47 39V38H46ZM55 39V38H54ZM58 39H60V38H58ZM62 39V38H61ZM74 39V38H73ZM220 39V38H219ZM223 39V38H222ZM221 39V40H222ZM236 38H234L233 40H231V41H234ZM239 39V38H238ZM241 39V38H240ZM50 40V39H49ZM69 40V39H68ZM67 40V42H70V41H68ZM71 40V39H70ZM117 40H118V38H117ZM216 40V39H215ZM230 40V39H229ZM237 40V39H236ZM56 41V40H55ZM61 41V43H62V40H60ZM119 41V40H118ZM197 41V40H196ZM213 41H214V39H213ZM240 41V40H239ZM242 41V40H241ZM254 41V40H253ZM255 41H256V39H255ZM65 42V40L63 41V43ZM67 42H65V43H67ZM128 42V41H127ZM218 42V41H217ZM246 42V41H245ZM244 42V43H245ZM257 42V41H256ZM72 43V42H71ZM82 43H83V41H82ZM112 43H114V42H112ZM134 43V42H133ZM199 43V42H198ZM243 43V42H242ZM251 43H252V41H251ZM250 43V44H251ZM77 44V43H76ZM195 44V43H194ZM215 44V43H214ZM246 44V43H245ZM248 44V43H247ZM250 44H248V45H250ZM75 45V44H74ZM133 45V44H132ZM197 45V44H196ZM203 45V44H202ZM205 45L206 44H204V47H205ZM235 45H236V43H235ZM235 45H234V47H235ZM239 45V44H238ZM261 45V44H260ZM262 45H264V44H262ZM46 46V45H45ZM64 46H67V44L66 45H64ZM76 46V45H75ZM209 46V45H208ZM207 46V47H208ZM223 46V45H222ZM237 46V45H236ZM241 46V45H240ZM245 46V45H244ZM243 46V47H244ZM52 47H54V46H52ZM123 47V46H122ZM195 47H197V46H195ZM214 47H215V45H214ZM214 47H212V48H214ZM218 47H221V46H218ZM47 48H48V46H47ZM51 48V47H50ZM49 48V49H50ZM79 48V47H78ZM78 48L76 47V49H77V51L76 52H78ZM86 48V47H85ZM88 48V47H87ZM90 48V47H89ZM202 48H203V46H202ZM244 48H247V47H244ZM251 48V47H250ZM90 49H93V48H90ZM199 49V48H198ZM216 49H218L217 47L215 48V51H216ZM243 49V48H242ZM252 49H253V47H252ZM74 50V49H73ZM89 50V49H88ZM94 50V49H93ZM141 50V51H142ZM245 50V49H244ZM50 51V50H49ZM52 51V50H51ZM59 51V50H58ZM86 52H87V50H85ZM129 51V50H128ZM127 50H126V52H128ZM135 51V50H134ZM193 51H195V50H193ZM201 51V50H200ZM213 51V50H212ZM219 51V50H218ZM239 51V50H238ZM258 51V50H257ZM256 51V52H257ZM31 52V51H30ZM60 52H62V51H60ZM75 52V51H74ZM89 52V51H88ZM91 52V51H90ZM171 52V51H170ZM188 52V51H187ZM198 52V51H197ZM203 52H206V51H203ZM220 52V51H219ZM217 53V51L215 52V53H217V54H215V55H218V57H216V59L215 58H213V59H215L216 60V62H218V63H220V64H228V65H236L237 63L239 64V62L241 61V60H243L242 59V57H239V55H238V53H237V50L235 51L234 49H232L231 47H229V46H224L223 48H222V50H221V52L220 53ZM239 52H241V51H239ZM243 52V51H242ZM255 52V51H254ZM253 52V53H254ZM50 53V52H49ZM64 53V52H63ZM92 53V52H91ZM159 53H160V51H159ZM162 54H164L165 53V51L164 52H161ZM199 53V52H198ZM257 53H259V52H257ZM37 54H39V53H37ZM51 54V53H50ZM83 54V53H82ZM206 54V53H205ZM42 55V54H41ZM45 55V54H44ZM52 55H53V52H52ZM60 55H61V53H60ZM63 55V54H62ZM88 55H90V54H88ZM87 55V56H88ZM132 55H134L133 53H132ZM213 54H211V56H212ZM128 56H131V55H128ZM155 56V55H154ZM164 56H166V55H164ZM178 56H180L179 54H178ZM214 56V55H213ZM212 56V57H213ZM16 57H18V56H16ZM15 57V58H16ZM60 57V56H59ZM82 57V56H81ZM85 57V56H84ZM117 57V56H116ZM152 57H153V55H152ZM150 58V60H151V62H154L155 63V61H153V59L155 60V58L153 57V58ZM167 57V56H166ZM177 57V55L175 56V58ZM208 57V56H207ZM252 57V56H251ZM46 58V57H45ZM44 58V59H45ZM83 58V57H82ZM124 58V57H123ZM189 58H192V55H191V57H189ZM197 58L198 57H196L195 59V61H197ZM203 58V57H202ZM202 58H201V60H202ZM208 58H210V57H208ZM78 59V58H77ZM136 59V58H135ZM163 59V58H162ZM162 59H161V61H162ZM170 59V62H171V60H173V58H169ZM212 59V60H213ZM253 59V58H252ZM257 59V58H256ZM38 60H40V59H38ZM61 60V59H60ZM80 60V59H79ZM122 60V59H121ZM167 60H168V58H167ZM186 60V59H185ZM204 60V59H203ZM215 60H213V62L215 61ZM248 60V59H247ZM247 60H246V63H247ZM148 61H149V59H148ZM147 61V62H148ZM160 61V62H161ZM164 61V60H163ZM169 61V60H168ZM186 61H188V60H186ZM194 61V59L191 61H189V63L190 64H194V63H192ZM256 61V60H255ZM38 62V61H37ZM45 62V61H44ZM47 62V61H46ZM65 62V61H64ZM86 62V61H85ZM125 62H128V61H125ZM125 62L123 63V67H124V64H125ZM134 62V61H133ZM136 62H138V61H136ZM136 62H135V64H131V63H128L127 64V67H126V69H124L123 68V70L122 71H125L126 70V72H121V73H127V77L128 78H134V79H136V81L137 80H139V78H140V76H141V78H140V80L142 79H144V76H143V72H141V73H139L138 74V70L140 69V67H141V65H137L136 64ZM170 62H168V63H170ZM173 62V61H172ZM177 63H178V61H176ZM184 62V61H183ZM197 62H199V61H197ZM244 62H245V60H244ZM252 62V61H251ZM87 63V62H86ZM146 63V62H145ZM145 63H143V64H145ZM150 63V62H149ZM149 63H147L148 65H149ZM202 63V62H201ZM204 63V62H203ZM241 63H243V62H241ZM256 63H258V62H256ZM156 64V63H155ZM162 64V63H161ZM161 64H160V66H161ZM176 64V63H175ZM196 64V63H195ZM194 64V65H195ZM200 64V63H199ZM204 64H206V63H204ZM244 64V63H243ZM118 65V64H117ZM154 66V64H151V66ZM192 65H191V67H189V68H195V67H192ZM193 65V66H194ZM198 65V64H197ZM196 65V66H197ZM215 64H212V66H214ZM250 65V64H249ZM254 65V64H253ZM42 66V65H41ZM106 66V65H105ZM114 66V65H113ZM145 66V65H144ZM153 66H152V68H153ZM160 66H158V67H160ZM176 66V65H175ZM181 66V65H180ZM179 66V67H180ZM183 66V65H182ZM200 66V65H199ZM199 66H197V67H199ZM206 66V65H205ZM212 66L210 67V68H212ZM1 67V66H0ZM5 67V66H4ZM4 67H3V69H4ZM119 67V66H118ZM155 67V66H154ZM158 67H156V68H158ZM162 67V66H161ZM221 67V66H220ZM219 67V68H220ZM224 67H226V66H224ZM253 67H255V65L253 66ZM47 68V67H46ZM99 68H100V66H99ZM102 68V67H101ZM101 68H100V70H101ZM109 68V71L111 72V70H110V66L108 67ZM114 68V67H113ZM112 68V69H113ZM150 70H152L151 68H150V66L148 67ZM155 68V69H156ZM178 68V67H177ZM181 68V67H180ZM180 68H179V70H178V72L180 73ZM184 68H187V67H183V69ZM200 68V67H199ZM223 68V67H222ZM239 68H241V67H239ZM17 69V68H16ZM24 69V68H23ZM48 69V68H47ZM65 69V71H66V68H64ZM63 69V70H64ZM182 68H181V70H183ZM202 69V68H201ZM214 69H216V67L214 66ZM224 69V68H223ZM242 69H244L243 67L241 68V70ZM245 69H246V67H245ZM244 69V70H245ZM249 69V68H248ZM248 69H246V70H248ZM258 69V68H257ZM42 70V69H41ZM49 70V69H48ZM59 70H61V69H59ZM177 70V69H176ZM175 70V71H176ZM185 70V69H184ZM186 70H189V69H186ZM185 70V71H186ZM194 70V69H193ZM198 70H200V69H198ZM205 70V69H204ZM212 70H213V68H212ZM211 70V71H212ZM224 70H226V69H224ZM231 69H229V71H230ZM239 69H237V71H238ZM240 70V72H243V71H241ZM24 71H25V69H24ZM80 71V70H79ZM85 71V70H84ZM114 71V70H113ZM145 71V70H144ZM154 71V70H153ZM158 71V70H157ZM160 71H162V70H160ZM195 71H196V69H195ZM194 71V72H195ZM219 71H220V69L217 71L218 72V74H219ZM234 71V70H233ZM5 72V71H4ZM21 72V70L19 69V76L20 77H23V76H21L20 74H22V73H20ZM66 72H68V71H66ZM65 72V73H66ZM87 72V71H86ZM109 72V73H110ZM116 72V71H115ZM155 73H157V75H162L163 73H165L164 71H163V73H160V72H156V71H154ZM184 72V71H183ZM209 72H210V69H209ZM213 72V71H212ZM232 72V71H231ZM235 73H238L239 74V72H236V71H234ZM250 72V70L248 71V73ZM254 73H253V75L255 74V75H257L255 72L256 71H253ZM259 72V71H258ZM1 73H2V70H1ZM6 73V72H5ZM53 73V72H52ZM64 73V74H65ZM75 73V72H74ZM108 73V72H107ZM108 73V74H109ZM158 73H160V74H158ZM179 73H177V74H179ZM201 73H202V71H201ZM247 73V74H248ZM7 74V73H6ZM12 74V73H11ZM23 74H24V72H23ZM107 74V75H108ZM112 74V73H111ZM146 74V73H145ZM151 75H153V76H151V75H149V74H147L146 75V77H145V81L147 82V89L145 90V91H147L148 90V87L150 88V86L149 85H151L152 83H153V81L155 80V78H159V80H160V77L159 76H155L154 77V73L152 72V73H150ZM181 74V73H180ZM179 74V75H180ZM185 74V73H184ZM197 74V73H196ZM203 74V73H202ZM205 74H207V72L205 71ZM214 74L216 75L217 73H216V71H215V73H213V75H211L212 76V79H213V77H214ZM217 74V75H218ZM220 74H221V72H220ZM244 76H245V78H246V72H244ZM251 74H252V72H251ZM251 74L249 73L248 75H250L251 76ZM59 75V74H58ZM61 75V74H60ZM82 75H84V74H82ZM86 75H88V74H86ZM103 75V74H102ZM110 75V74H109ZM113 75H117L118 77H119V79L121 80V78H120V76L119 75H121V77H123V75L124 74H112V77H113ZM140 75V76H139ZM166 75H167V73H166ZM174 75H175V73H174ZM198 75H200V74H198ZM198 75H191V76H181V77H179V76H177V78L175 79V84H176V86H177V88L179 89V90H181L184 94H186V95H189V96H191V95H193V96H198V97H201L202 98V100L203 99H205V100H208V101H212L213 103H212V105H214L213 107H215V106H218L219 108H220V106H219V103H220V97H222V95H221V92H220V90L218 89V90H216L215 89V86L213 87L210 83H207V82H204V81H202L201 80V78H200V76H202V75H200V76H198ZM228 75V74H227ZM241 74H239V76H240ZM1 76H3V75H0V77ZM27 76V75H26ZM28 76H29V74H28ZM34 76H35V74H34ZM47 76V75H46ZM49 76V75H48ZM167 76H171L170 74L169 75H167ZM219 76V75H218ZM222 76V75H221ZM234 76V75H233ZM236 76V75H235ZM29 77H31L32 78V76H29ZM61 76H54L53 74H51V76H49V77H47V87H46V89H45V91L48 93V94H50V97H51V95L52 96H54V95H61V96H63L62 98L64 99V100H62V101H64L63 103H61V105H59L57 102V105H59V106H61V107H59V109L62 111V109H63V107L65 106V101L67 102V101H69V102H67V109H66V111L64 112H58V113H56V111L54 112V119H55V123L58 125L59 123L61 124V126L63 127V128H65V129H67V127L68 128H71V125H73V122L76 120V112L74 111V109L73 108H71V88H72V86H74V84H72L71 85V79H69V78H60ZM79 77H81V75L79 76ZM104 77V76H103ZM110 77V76H109ZM118 77H116V79L118 78ZM126 77V76H125ZM143 77V78H142ZM154 77V78H153ZM164 77H166V76H164ZM216 77V76H215ZM243 77V76H242ZM249 77V76H248ZM9 78V77H8ZM24 78H26V77H24ZM36 78V77H35ZM42 78V77H41ZM41 78H40V80H41ZM106 78V77H105ZM170 79L169 77H166L165 79ZM225 78V77H224ZM236 78V77H235ZM237 78H238V76H237ZM241 78V77H240ZM1 79V82H2V80H4L5 78L3 77V78H0ZM21 79V78H20ZM119 79H117L118 81H119ZM132 79H130V80H132ZM161 79H163V78H161ZM203 79V78H202ZM218 81H217V84H218V82H219V79L220 78H216ZM229 79V78H228ZM233 79V78H232ZM231 79V80H232ZM248 79H250V77L248 78ZM252 79V78H251ZM7 80V78L4 80V81H6ZM39 80V81H40ZM42 80H43V78H42ZM80 80V79H79ZM86 80V79H85ZM116 80V81H117ZM124 80H125V78H124ZM238 80V79H237ZM3 81V82H4ZM12 81V80H11ZM25 81V83H27L26 82V80H24ZM38 81V80H37ZM38 81V83H42L43 84V81L42 82H39ZM86 81H88L89 82V80H86ZM102 81H104V79H102V77L100 76V74H96L95 75V78H94V80H93V84H101V82ZM106 81V80H105ZM104 81V82H105ZM126 81H127V79H126ZM135 81V82H136ZM166 80H164V82H165ZM207 81H209V80H207ZM234 81V80H233ZM0 82V83H1ZM9 82V81H8ZM30 82V81H29ZM33 83H34V86H33V84H32V86L34 87L33 89H37L36 87H35V81L33 80L32 81ZM74 82H76V81H74ZM85 81L83 80V83H84ZM112 82H114V81H112ZM131 82H133V81H131ZM134 82V83H135ZM138 82V81H137ZM137 82L135 83L136 85H135V87L137 88ZM163 82V84L164 85H167V84H165ZM214 82V81H213ZM236 82V81H235ZM239 82H241V81H239ZM239 82H237V83H239ZM10 83V82H9ZM38 83H37V86H38ZM87 83V82H86ZM92 83H90V85L89 84H87L85 87H88L89 86V88H92ZM170 83V82H169ZM212 83V82H211ZM215 83H216V80H215ZM227 83V82H226ZM252 83V82H251ZM254 83V82H253ZM5 84V85H4ZM4 84H2L4 87H2V85L0 86V88H3V89H1V90H5V86L7 85V83L6 82H4ZM76 84H78V82L77 83H75V85ZM119 84H121V83H119ZM128 84H130V81H129V83ZM138 84H142V85H144V83L142 82H138ZM154 84V83H153ZM152 84V85H153ZM157 84H160V85H157V86H159V87H164V85L162 84V83H158L157 82ZM230 84V83H229ZM228 84V86H229V88H230V85ZM233 85L234 84H236V83H232ZM231 84V85H232ZM242 84V83H241ZM240 84V85H241ZM20 85V84H19ZM29 85H30V83H29ZM133 85V84H132ZM132 85H130L131 87H132ZM162 85V86H161ZM220 85V84H219ZM218 85V87H220ZM26 86V85H25ZM91 86V87H90ZM94 86V85H93ZM97 86V85H96ZM121 86V85H120ZM140 86V85H139ZM154 86V85H153ZM175 86V85H174ZM223 86V85H222ZM221 86V87H222ZM244 86V85H243ZM242 86V87H243ZM22 87V86H21ZM43 87H44V84H43ZM141 87V86H140ZM139 87V88H140ZM154 87H156V83H155V86ZM224 87V86H223ZM222 87V88H223ZM234 87V86H233ZM246 87H248V85L246 84ZM22 88H24V87H22ZM18 89L20 92V94H22V92L24 91H27V93H29L28 92V89L29 88H27V87H25V88H27V90L26 89ZM39 88H41V86L40 87H38V90H35V91H39ZM74 88V87H73ZM95 88H97V87H95ZM94 88V90H96ZM221 88V89H222ZM249 88V87H248ZM248 88H246V90L248 89ZM31 90H32V87L30 88ZM42 89V88H41ZM40 89V90H41ZM87 89L88 88H86V91H87ZM99 89V88H98ZM118 89V88H117ZM158 89V88H157ZM156 89V90H157ZM168 91L170 90V89H168V88H166ZM174 89V88H173ZM172 89V90H173ZM0 90V91H1ZM78 90V89H77ZM127 90H129V89H127ZM127 90H123V91H125V92H127ZM138 90V89H137ZM166 90V91H167ZM172 90H171V92H172ZM230 90V89H229ZM232 90V89H231ZM238 90V89H237ZM245 90V91H246ZM253 90V89H252ZM7 91V90H6ZM5 91V92H6ZM41 91H44V88H43V90H41ZM97 91H99V90H97ZM134 90H132V92H133ZM155 91V90H154ZM158 91L160 92V89H158ZM158 91H157V93L156 94H158ZM167 91V92H168ZM180 91V92H181ZM248 91L249 90H247V92L246 93H248ZM260 91V90H259ZM8 92V91H7ZM45 92V93H46ZM84 93H81V94H84L85 95V88H84V91H83ZM128 92H130V90L128 91ZM127 92V93H128ZM131 92V93H132ZM149 92V91H148ZM150 92H151V90H150ZM174 92V91H173ZM252 92V91H251ZM261 92V91H260ZM98 93H100V91L98 92ZM97 93V94H98ZM137 92L135 91V94H136ZM169 93H170V91H169ZM253 93H255V91L253 90ZM7 94V93H6ZM80 94V95H81ZM96 94V95H97ZM100 94H102V92L100 93ZM110 94H111V91H110V93L109 94H107V95H109L110 96ZM133 94H134V92H133ZM132 94V95H133ZM152 94V93H151ZM151 94H149V95H151ZM171 94V93H170ZM174 94H177V93H174ZM226 94V93H225ZM259 94V93H258ZM23 96H24V93L22 94ZM26 95V94H25ZM99 95V94H98ZM105 95V94H104ZM107 95H105L104 97H105V99L106 98H108L109 96H107ZM127 95V94H126ZM2 96V93H0V97ZM3 96H5V95H3ZM7 96V95H6ZM5 96V97H6ZM40 95H37L36 97H39ZM45 96V95H44ZM44 96H43V98H44ZM147 96V94H144V97H146ZM193 96H192V98H193ZM225 96V95H224ZM239 96V95H238ZM245 96V95H244ZM253 96H255V95H253ZM253 96H250V97H252L251 99H249V97H248V102H249V100H252V99H254V97ZM261 96H262V94H261ZM30 97V96H29ZM28 96H27V98L24 96L23 97V101L26 99L27 100V104L25 105V107L28 105V98H29ZM56 97V96H55ZM81 97H82V95H81ZM103 97V98H104ZM127 97V96H126ZM139 97V96H138ZM143 97V96H142ZM154 97H156V95H154ZM164 97H166V100H165V102L166 103H168L169 101H171L172 99H170V97H168L167 96V94L166 95H164ZM179 97V96H178ZM177 97V100H179V98ZM232 97V96H231ZM231 97H228V98H231ZM1 98H4V97H1ZM42 98V99H43ZM59 98V97H58ZM84 98V97H83ZM95 98V97H94ZM141 98V97H140ZM140 98H138V99H140ZM197 97H195V99H196ZM224 99H225V97H223ZM247 98V97H246ZM256 98H257V96H256ZM256 98L254 99V104H255V106H256V101H258V102H260V99L258 100H256ZM261 99H262V97H260ZM36 99V98H35ZM34 99V100H35ZM38 99V98H37ZM89 99V98H88ZM100 99H101V97H100ZM125 99H128V98H125ZM130 99V98H129ZM137 99V98H136ZM168 99V100H167ZM176 99V98H175ZM199 99V98H198ZM232 99V98H231ZM241 99V98H240ZM244 99H245V97H244ZM20 100H22V99H20ZM19 100V101H20ZM29 100H30V98H29ZM49 100H51V99H49ZM61 100V99H60ZM81 100H83V99H81L80 98V101ZM96 99H94V101H95ZM103 100V99H102ZM134 100H135V97H134ZM153 100H156V98L155 99H153ZM160 100V99H159ZM200 100V99H199ZM199 100H197L196 99V101H199ZM230 100V99H229ZM238 100H239V98H238ZM242 100V99H241ZM241 100H239V101H241ZM256 100V101H255ZM262 100H264V99H262ZM32 100H30L29 102H31ZM62 101H60V102H62ZM104 101V100H103ZM102 101V102H103ZM106 101V100H105ZM129 101V100H128ZM157 101V100H156ZM168 101V102H167ZM180 101V100H179ZM238 101V102H239ZM253 101V100H252ZM33 102V101H32ZM38 102V101H37ZM49 102V101H48ZM78 102V101H77ZM97 102V101H96ZM95 102V103H96ZM100 102V101H99ZM121 102H122V100H121ZM121 102H119V103H121ZM127 102V101H126ZM153 102V101H152ZM173 102V101H172ZM174 102H176V101H174ZM182 102V101H181ZM200 102H201V100L198 102L199 104H200ZM203 102V101H202ZM50 103V102H49ZM48 103V104H49ZM55 103V102H54ZM56 103H55V106H54V104H52L53 106H54V108L55 107H57V105H56ZM98 103V102H97ZM154 103V102H153ZM156 103V102H155ZM161 102L160 101H158V104H156V105H159ZM178 103V102H177ZM184 103V102H183ZM190 103V102H189ZM237 103V102H236ZM250 104H252V106H254V104L250 101L249 102ZM22 104H24V102H22L21 103V105ZM51 104V103H50ZM63 104V105H62ZM75 104H77V103H75ZM79 104V103H78ZM99 104V103H98ZM124 104V103H123ZM192 104V103H191ZM191 104H189V105H191ZM205 105H206V103H204ZM250 104H249V107H250ZM258 104V103H257ZM260 104V103H259ZM262 104V103H261ZM15 105H17V103H15L13 106H11V107H14ZM21 105L20 106H18L17 108L18 109H20V110H25L24 109V105L22 106V108H21ZM32 105H35V104H32ZM51 105V106H52ZM100 105V104H99ZM125 105V104H124ZM128 105V104H127ZM126 105V106H127ZM132 105V104H131ZM168 105H169V103H168ZM183 105V104H182ZM185 105V104H184ZM183 105V106H184ZM201 105H202V103H201ZM200 105V106H201ZM237 105V104H236ZM248 105V104H247ZM9 106V108H11ZM30 106H31V104H30ZM35 106H37V105H35ZM39 106H40V104H39ZM76 106H79V105H76ZM121 106V105H120ZM119 106V107H120ZM133 106V105H132ZM135 106V105H134ZM148 106V105H147ZM160 106V105H159ZM162 106V105H161ZM177 106H179V104H177ZM182 106V107H183ZM186 106V105H185ZM224 106V105H223ZM226 106V105H225ZM244 106V105H243ZM252 106L250 107V109H252ZM27 107H29V105L27 106ZM26 107V108H27ZM44 107V106H43ZM57 107V108H58ZM81 107V105L79 106V108ZM129 107V106H128ZM128 107H127V109H128ZM152 107V106H151ZM187 107V106H186ZM202 107H204V105L202 106ZM206 107V106H205ZM209 107H211V106H209L208 105V108ZM239 107V106H238ZM242 107V106H241ZM257 107H259V106H257ZM256 107V108H257ZM262 107H264V104H262V106H261V112H262ZM40 107H37V109H39ZM49 108H51V107H49ZM53 108V109H54ZM79 108H77L78 110H79ZM89 108V107H88ZM130 109H128L129 111H131V110H133L131 107H129ZM134 108V107H133ZM138 108L139 107H135V109H137V110H135V111H138L139 112V110H138ZM149 108V107H148ZM167 108V107H166ZM170 108V107H169ZM212 108V107H211ZM224 108H226V107H223V109ZM1 109V108H0ZM13 109V108H12ZM34 110V107L32 106L31 108H28V111H27V114H28V118H30V119H33V115H34V113L36 112V111H33ZM52 109V108H51ZM50 109V110H51ZM52 109V110H53ZM64 109H65V107H64ZM63 109V110H64ZM84 109V108H83ZM82 109V110H83ZM122 109V108H121ZM124 109V108H123ZM122 109V110H123ZM150 109V108H149ZM164 109H165V107H164ZM204 109V108H203ZM203 109H201L202 111V113H204L205 112V109H204V111H203ZM245 109H246V106H245ZM249 109V108H248ZM249 109V110H250ZM254 109H255V107H254ZM251 110L253 113H255L258 109H256V110ZM3 110V109H2ZM1 110V111H2ZM13 110H15V107H14V109ZM48 110V109H47ZM58 110V109H57ZM81 110V111H82ZM153 110V109H152ZM157 110V109H156ZM178 110H179V108H178ZM212 110V109H211ZM215 110V109H214ZM212 111V113H216V111L219 113V110H218V108L216 107V110L215 111ZM227 110V109H226ZM11 111V110H10ZM26 111V110H25ZM43 111H44V109H43ZM49 111V110H48ZM134 111V110H133ZM132 111V112H133ZM133 112L132 114H134V113H136V112ZM171 111H173V110H171ZM200 111V110H199ZM198 111V112H199ZM255 111V112H254ZM258 111H260V109L258 110ZM34 112V113H33ZM51 112V111H50ZM49 112V113H50ZM83 112H84V110H83ZM120 112V111H119ZM126 112H128L127 110H126ZM194 112H196V111H194ZM194 112H193V114H194ZM233 112V111H232ZM252 112L250 113V114H252ZM43 113V112H42ZM45 113V112H44ZM44 113H43V116H44ZM129 113V112H128ZM128 113H127V115H128ZM178 113V112H177ZM191 113V112H190ZM211 113V114H212ZM222 113H224V112H222ZM260 113V112H259ZM131 114V115H132ZM169 114H170V112H169ZM205 114H207V112L205 113ZM234 114V113H233ZM237 114V113H236ZM236 114H234V115H236ZM261 114H264V113H261ZM3 116H4V114H2ZM17 115V114H16ZM23 115V113L21 114V116ZM36 115V114H35ZM34 115V116H35ZM50 115V114H49ZM48 115V116H49ZM126 115V116H127ZM143 115V114H142ZM148 116H149V114H147ZM176 115V114H175ZM182 115V114H181ZM200 115V114H199ZM199 115H192V116H194V117H192L191 116V114L189 115V114H185V115H182V117H181V129H184L186 132H187V134L186 133H184V134H186L187 136H185L184 138H183V140H181V142L182 141H184V140H186V139H189L191 136V138H193V136H194V134H196L197 132H199L200 130L202 131L203 129L205 130L206 129V131H207V134L208 135H210V137L211 136H214L213 137V142L219 147V150H220V155H221V159H222V165H221V169H220V175H219V178L217 177V182H216V184L214 185V186H216L217 185V183H218V187L219 188H221V189H223V190H226L227 188V192H228V190L230 191L229 193H226V191H224V192H222L223 190H221L220 189V193H222V194H218V192L216 191V193H215V191H213V195L212 196H215V197H217L216 195H223V194H226L225 196L226 197H228V195L227 194H231L232 193V190H233V187H235V191L237 192V193H235V192H233V193H235V195L237 194L238 195V198H237V200H232V198H234V197H236L235 195H233L232 194V197H231V195H229L230 197H228V198H222V199H219V196H218V199L215 201V199H214V197H213V201H215L214 203H215V207H212V208H207L206 209V205L208 204V205H210V204H214L213 202H209L211 199H212V196L210 197H207V195L206 196H204V197H207V198H211L208 202L209 203H204V201L206 202V198L204 199V201L202 202H200L201 204H199L198 202V206H203L204 208H201L198 212H197V215H196V213H194L195 214V219L194 218H192V216L191 217H188L189 215H187L186 217H187V219H185V218H183L182 216H176L175 217V221H174V223L173 224H175V227H172V228H170L171 226H173L171 223H170V226L168 225V228H170L171 230H170V232H172V230L174 229V233H173V239L172 238H170L169 239V237L167 236V230H168V232H169V229L167 228H165L164 229V227H163V229H162V226H164V225H162V224H164L165 223V221H166V219H167V221L169 220L170 222H171V218H165L166 216H161V214H160V211H161V209L162 208H165V206H166V204H167V195H166V189H165V187H164V185L166 184H168V183H165V184H163L164 182L162 181V180H166V179H168L167 177H165V178H163V173L162 172H160V171H158L157 170V168L156 169H154L153 167H151L150 166V163H148V161H146V160H148L147 159V156H149V155H151V154H153V153H155L156 151H159L160 149L161 150H166V148H168V149H171V150H173V149H175L176 147H177V145L175 144V141H174V139H172L173 138V135L172 134H174L173 132L171 133V135H172V137L171 136H167V137H165V138H163V139H161V140H156V139H150L149 141H147V142H141V143H138V144H136V146L135 147H133V149L129 152V150H130V148L129 149H127V148H125V149H127L128 151V153H125L126 154V160H129V162H128V164H127V167H128V169L125 171V172H123V173H121V172H119V171H117V170H119V168H117V169H112V170H116L117 172L116 173H114V174H112V176H111V179L108 181V180H106L107 178H103V177H105V174H104V172H103V176H102V183L104 184V189L105 190H107V192L106 193H104L103 192V194L101 195V196H99L100 194H97V196H96V193H95V191H93V190H95L96 188H97V186H100L99 184L96 186H94V187H96L95 189H93V190H90V192H92V193H90L89 191H87V192H85V191H83L82 189H81V186H80V188H79V183L80 182H75V183H77V184H75V186H78L77 188H75V189H69V187L70 186H68V189L69 190H67V191H65V192H63V193H61V195L60 196H55L53 193L54 192H52V191H55L56 192V188H55V190H52V188L51 189H49V190H47L48 192H51V193H48L49 195H48V197H45V193H46V189H45V187H42V186H45V185H47V187H48V185H51V184H53V185H51V187H53L54 186V183L55 182H57V180L59 179V175H60V170L61 169H63V168H61V169H57V168H55L54 170H53V172L55 173V174H51L50 173V165L49 164H47V163H42V162H40V164L38 165V167H37V170H35L34 169V175H35V171H37V178L35 179L36 180V184H35V186L33 185L32 187L33 188H31V186L30 185H28V184H26V183H24L22 180H20V178H19V174H18V176H17V169H18V167L20 166V163L18 162V160H16V156H23V157H25L26 156V150L23 148V146H22V144H21V141H19L20 140V136L18 137L17 135H13V134H11V136H15V137H13L12 139H10L9 137H11V136H9L10 135V133H7V131L8 132H10V129H11V127L9 126V130H6L5 128L7 127H5V126H3L2 125V121H3V119H2V116H1V118H0V264H3V262H6V264L8 263L7 261H5L6 259H10V258H12L13 260H15L16 258H15V255L14 254H19L20 256L19 257H24L25 259H27L28 261H26L28 264H115V262H116V258H117V254H118V250H116V242L114 243V244H111L110 246H107V245H102V244H96L95 242H94V238H89V236H87L86 235V230L87 229H83L82 228V224H83V226H84V223H83V221L81 220L80 221V218L78 217V216H80V215H78L79 213H85L86 215L88 214V215H95V213L96 212H100L101 210H105V212H107V215H109L110 216V214L114 217L113 219H115V220H117V231H121V232H123V233H128V235L130 234V235H132L133 233H141V232H143V233H147V234H151L153 237L152 238H157L159 241H161V237L163 238V240L161 241V242H165V248H163L162 247V249H164V250H162L159 254L158 253H156L160 258H161V260H163L164 258H167V259H169V261H168V263L165 261V262H161L160 261V258H159V261L161 262V264H172V263H169L170 262V260H172V262L174 261L173 259H178L176 256H174L173 257V259H171L172 258V256L170 257V255H174V253H176V251H174L173 252V249L175 248V246H176V244H179V242H180V244L182 243V241H184L183 240V238H185V237H187V235L188 234H190L191 232H190V230L192 231V233H194L195 232V234L199 237H197V236H192L191 237V247H193L194 245V243L193 242H195V247L196 248H201V246L199 247V245H201V243L199 242V239L201 238L202 240H203V242H208L209 240H210V238L212 237V239L214 238V235L216 236V238H217V235H218V237L220 236V232L222 231V234H224V232L225 231H227L228 230V234H226V238H227V236L228 235H230L231 234V232H230V234H229V231L231 230V228H233V230H234V228L236 229L237 227V231H236V233L237 232H240V233H242V231H243V233L244 234H246L245 233V230L247 231V235H248V238L250 239V241H252V240H254L256 237H258L259 235L261 236H264V234H262V233H264V207H261V205H264V204H261V203H259V202H261V201H257V204H260V206H257V204L256 205H253L252 203H251V201H250V199H249V196H248V192L247 193H244V192H242V193H239L238 194V192H239V190L237 191L236 190V188H239L240 189V187L243 189V187H244V185L243 186H240L241 184H239V183H237L240 187H237L238 185H234V186H231L232 188H230L229 189V185L230 184H235V181L236 180H242V181H248V189L247 190H249V192H251V194H258V193H262V192H264V162H262L258 167H256V168H252L251 166H249V165H251V164H253V163H255V161L257 162L258 161V158L257 159H253L254 161H251V164H250V162H249V164H247V165H245V164H242L240 161H239V159L235 156V153L233 152L234 151V149H233V151H232V149H228L227 147H226V145H230V143H231V145H232V147H233V145L234 144H236V142H237V146H238V142L239 141H237V138H234V137H237L236 136V134H234L235 136L233 137V136H231L229 133H226V132H224V134L221 136V137H219L218 135H220L221 134V132H220V134H219V132H217L216 134H217V136L219 137L218 139L215 137L216 136V134L214 135V133H215V129H217V124L221 121H219L218 123H213L212 122V120L211 119H209V121L207 122V121H205L206 123H204V121H203V118L204 117H202L203 116V114H202V118L201 117H199ZM247 114H245L244 116H245V118L248 116H246ZM20 116V115H19ZM47 116V117H48ZM129 116V115H128ZM128 116H127V118H128ZM138 116V115H137ZM171 116H173L172 114H171ZM211 116V115H210ZM210 116L208 115V118H210ZM218 115L217 114H215V117L214 118H216ZM230 116H232V115H229V117ZM240 116V115H239ZM250 116H252V115H250ZM8 117H11L10 116V113H9V115H8ZM16 117H18V115L16 116ZM22 117H25V116H22ZM36 117V116H35ZM79 117V116H78ZM81 117V116H80ZM79 117V118H80ZM84 117V116H83ZM82 117V118H83ZM132 116H129V118H131ZM145 117H147V116H145ZM150 117V116H149ZM155 117H157V116H155ZM211 117H213V116H211ZM218 117H220V119H221V116L219 115ZM225 117H226V119H227V121L228 120H231V119H233V118H227L228 116H224L223 118L225 119ZM232 117H235L237 120H238V116L236 117V116H232ZM241 117V116H240ZM257 117V114H256V116H255V118ZM5 118V117H4ZM14 118V117H13ZM50 118H51V116H50ZM139 118V117H138ZM173 118V117H172ZM177 118V117H176ZM234 118V119H235ZM244 118V117H243ZM248 118V117H247ZM246 118V119H247ZM2 119V120H1ZM15 119V118H14ZM18 119V118H17ZM24 119V118H23ZM27 119V118H26ZM38 119V118H37ZM42 119H43V117H42ZM132 119V118H131ZM134 119V118H133ZM132 119V120H133ZM168 119V118H167ZM171 119V118H170ZM202 119V120H201ZM233 119V120H234ZM43 120H47L46 118H44ZM50 120V119H49ZM144 120V119H143ZM208 120V119H207ZM223 120V119H222ZM239 120H241V122H240V124H242V119H239ZM5 121V120H4ZM57 121V122H56ZM142 121V120H141ZM223 121H225V120H223ZM244 121V120H243ZM256 120H254V122H255ZM6 122V121H5ZM59 122V123H58ZM80 122L82 123L83 121H81L80 120ZM79 122V123H80ZM230 122H232V121H230ZM235 123H236V120L234 121ZM33 123V122H32ZM32 123H31V125H32ZM78 123V124H79ZM223 123V122H222ZM233 123V122H232ZM244 123H245V121H244ZM248 123V119L246 120V123L245 124H247ZM56 124H55V126H56ZM77 124V123H76ZM145 124V123H144ZM206 124V125H205ZM224 124V123H223ZM228 124H230V126L231 127H233V124H231V123H229L228 122ZM240 124H237V125H239V126H241ZM245 124H244V128H245ZM256 124H257V122H256ZM255 124V125H256ZM258 124H260L259 123V120H258ZM30 125V126H31ZM36 125L38 126V127H41V125L39 124V123H36ZM142 125V124H141ZM152 125V124H151ZM169 125H170V123H169ZM221 125V124H220ZM219 125V126H220ZM225 125V124H224ZM236 125V124H235ZM235 125H234V127H235ZM236 125V126H237ZM255 125H253V122H252V126H253V128H254V126ZM262 125V124H261ZM18 126V125H17ZM61 126H60V129H61ZM226 126H227V124H226ZM248 126V125H247ZM250 126V125H249ZM251 126V127H252ZM259 126V125H258ZM26 127H28V126H26ZM147 127V126H146ZM176 127V126H175ZM179 126H177V128H178ZM224 127V126H223ZM222 127V133H223V131H226V130H224V128ZM231 127H230V130H231ZM257 127V126H256ZM259 127H261V126H259ZM13 128V127H12ZM29 128V127H28ZM31 128V127H30ZM29 128V131L30 130H32V128L30 129ZM139 128V127H138ZM179 128V129H180ZM237 128L239 129H241L242 127H238L237 126ZM237 128H233L232 130L233 131H235V129L237 130ZM248 128H250V127H248ZM258 128V127H257ZM262 128V127H261ZM16 129H18V128H16ZM23 129H25V128H23ZM22 129V130H23ZM27 129V128H26ZM60 129L59 130H57V129H55V130H57V131H60ZM145 129V128H144ZM148 129V128H147ZM229 129V128H228ZM251 129V128H250ZM14 130V129H13ZM38 130H39V132H38ZM37 131H36V133H38V135L36 134L35 136H37V137H39V136H41V135H43L42 133H44L43 131H41L42 129H38ZM46 130V129H45ZM80 130V129H79ZM159 130V129H158ZM246 130H248V129H246ZM252 130V129H251ZM24 132H26L25 130H23ZM22 131V132H23ZM78 131V130H77ZM76 131V132H77ZM149 131V130H148ZM170 131V130H169ZM179 131V130H178ZM177 131V132H178ZM181 131V130H180ZM184 131V132H185ZM200 131V132H201ZM206 131H204V132H206ZM218 131V130H217ZM232 131V132H233ZM42 132V133H41ZM171 132V131H170ZM199 132V133H200ZM229 132V131H228ZM231 132V131H230ZM237 133H239L238 132V130L236 131ZM251 132V131H250ZM83 133V132H82ZM145 133V132H144ZM179 133V132H178ZM235 133V132H234ZM241 133V132H240ZM239 133V134H240ZM20 134V133H19ZM18 134V135H19ZM34 134V133H33ZM41 134V135H40ZM59 134H61V131H60V133ZM123 135L122 136H120L121 138L122 137H124L125 135H124V133H122ZM203 134H205V133H203ZM232 134V133H231ZM238 134V135H239ZM242 134V133H241ZM240 134V135H241ZM66 135V134H65ZM70 135H72L71 133L68 135V136H70ZM77 135V134H76ZM75 134H74V137L76 136ZM79 135V134H78ZM206 135V134H205ZM254 135H256L255 133H254ZM50 136H52V135H50ZM80 136V135H79ZM129 136V135H128ZM127 136V137H128ZM155 136V134H153V137ZM176 137H177V135H175ZM174 136V138H176ZM200 136V135H199ZM34 137V136H33ZM33 137H31V138H33ZM46 135L44 134V139H46ZM73 137V138H74ZM85 137V136H84ZM119 137V136H118ZM149 137V136H148ZM157 137V136H156ZM156 137H154V138H156ZM187 137V138H186ZM198 136H196L195 137V139H196V143L197 144H195L194 142H195V139H194V142H193V140L191 141L190 139V142H191V144L193 143V144H195V146L196 145H198L199 146V142L198 141H200L201 139H198L197 138ZM209 137V138H210ZM232 137L234 138V139H236V141L234 140V143L232 144ZM16 138V139H15ZM30 138V139H31ZM43 138H42V141H43ZM64 138H66V137H64ZM78 137L76 136V139H77ZM79 138H81V137H79ZM83 138V137H82ZM120 138V139H121ZM200 138V137H199ZM209 138H208V140H209ZM243 138H245L244 136H243ZM51 139V137L49 138V140ZM68 139H71V138H68ZM75 138H74V140H76ZM84 139V138H83ZM82 139V140H83ZM86 139V138H85ZM198 139V140H197ZM246 140H248L247 138H245ZM244 139V140H245ZM252 139V138H251ZM47 140V139H46ZM46 140H45V142L43 141V145L46 143ZM66 140L67 139H65V140H63V141H65L66 142ZM71 140H73V139H71ZM70 140V141H71ZM74 140L73 141H69V142H67V144H69L70 143V145H71V143L72 142H74ZM126 140H128V138L126 139ZM188 140V141H189ZM202 140H203V138H202ZM201 140V141H202ZM250 140V139H249ZM32 141V140H31ZM63 141L61 142V143H63ZM77 141H79V140H77ZM81 141V140H80ZM86 141H88V140H86ZM85 141V142H86ZM100 141H102V140H100ZM122 142H123V140H121ZM130 141H132V139L130 138ZM130 141H127L128 142V144H130ZM200 141V142H201ZM262 141V140H261ZM30 142V141H29ZM76 142V141H75ZM82 142H84V141H82ZM81 142V143H82ZM92 142H94V141H92ZM126 142V141H125ZM249 142V141H248ZM255 142H258V145L261 143V142H259V140L258 141H254V142H252V143H255ZM50 142L49 141H47V144H49ZM61 143H60V145H61ZM87 143V142H86ZM86 143H82V144H86ZM88 143H90V142H88ZM101 143V142H100ZM201 143H203V141L201 142ZM53 143L51 142V146H53L52 145ZM80 144V143H79ZM78 144V147L80 146ZM81 144V145H82ZM190 144V145H191ZM204 144H206V142L204 143ZM244 144H246L247 145V142L245 143V141H244ZM257 144V143H256ZM256 144H254V145H256ZM262 144V143H261ZM43 145H41V143H39V145L38 146H36L35 148L34 147H31V148H29L28 150L30 151L31 149H36L37 147L39 148V146L42 148V146ZM89 144H87V146H88ZM94 145H97L96 144V142L94 143ZM46 146V145H45ZM56 146V145H55ZM59 146V145H58ZM83 146V145H82ZM81 146V147H82ZM122 146H123V144H122ZM121 146V147H122ZM125 146V145H124ZM262 146H264V145H261V147ZM46 147H50V146H46ZM54 147V146H53ZM62 147V146H61ZM61 147H59V148H61ZM70 147V146H69ZM81 147H80V149H81ZM92 147V146H91ZM126 147V146H125ZM164 147V148H163ZM197 147V146H196ZM202 147V146H201ZM204 147H208V146H204ZM204 147H202V149L204 148ZM210 147V146H209ZM43 148H44V146H43ZM42 148V150L44 151V150H48L49 148H45V149H43ZM57 148V147H56ZM71 148V147H70ZM84 148V147H83ZM86 148V147H85ZM88 148H89V146H88ZM192 148H195L194 146L192 147ZM50 149H52L51 147H50ZM55 149V148H54ZM72 149V148H71ZM78 149V148H77ZM79 149V150H80ZM93 149V148H92ZM190 149V148H189ZM201 149V150H202ZM262 149H264V148H262ZM262 149H259L257 152L259 153V155H261L262 157H264V150H262ZM27 150V151H28ZM56 150V149H55ZM188 150V149H187ZM197 150V149H196ZM199 150V149H198ZM205 148H204V152H205ZM227 150V151H226ZM29 151H28V153H29ZM35 151H37V149L35 150ZM81 151V150H80ZM85 152L87 151V149L86 150H84ZM120 151H122V149L120 148ZM124 151V150H123ZM122 151V152H123ZM200 151V150H199ZM199 151H198V153H199ZM202 151V152H203ZM208 151H209V149H208ZM211 151V150H210ZM84 152V153H85ZM96 152V151H95ZM94 152V153H95ZM125 152V151H124ZM159 152H161V151H159ZM189 152H190V150H189ZM191 152H193V151H191ZM237 152V151H236ZM246 152V151H245ZM34 153V152H33ZM38 153V152H37ZM79 153V152H78ZM83 153V154H84ZM91 153H93V150L91 151ZM186 153V154H185ZM184 153V156H185V158H187L188 159V156H187V154H189L190 155V153H187V152H185ZM194 153H195V151H194ZM197 153V152H196ZM195 153V154H196ZM197 153V155H200V153L198 154ZM206 153L208 154V152L206 151ZM241 153H242V151H241ZM42 154V153H41ZM41 154H40V156H41ZM81 154H82V152H81ZM148 154V155H147ZM159 154V153H158ZM161 154H165V155H167L168 153H167V151H166V153H161ZM169 154H170V152H169ZM169 154H168V156H169ZM183 154V153H182ZM209 154H210V152H209ZM208 154V155H209ZM213 154V153H212ZM244 154L245 153H243V155H241V157H243L244 156ZM247 154V153H246ZM246 154H245V156H246ZM34 155H36L37 157H35V158H40V156H39V154L37 155V154H34ZM34 155L32 156L33 158H34ZM61 155V154H60ZM123 155V154H122ZM258 155V154H257ZM256 155V156H257ZM28 156H29V158H30V155L28 154ZM167 156V157H168ZM193 156V155H192ZM191 155H190V157L189 158H191L192 157ZM56 157V156H55ZM57 157H59V155H57ZM56 157V158H57ZM74 157H75V155H74ZM125 157V156H124ZM166 157V156H165ZM171 157V156H170ZM194 157H197L196 155H194ZM202 157V156H201ZM215 157V156H214ZM241 157H239V158H241ZM258 157H260V156H258ZM32 158V159H33ZM42 158V157H41ZM52 158L54 159V157L52 156ZM55 158V160H53V159H50L51 160V163H53L54 161H56L57 159ZM77 158V157H76ZM128 158V159H127ZM155 158V157H154ZM172 158V157H171ZM171 158H170V161H171ZM183 158V157H182ZM32 159H30V160H32ZM74 159V158H73ZM119 159V158H118ZM124 159V160H125ZM146 159V160H145ZM173 159V158H172ZM178 159V158H177ZM186 159V160H187ZM207 159V158H206ZM209 160H210V158H208ZM207 159V160H208ZM216 159V158H215ZM37 160H39V159H37ZM42 160H43V158H42ZM52 160H53V162H52ZM68 160V159H67ZM69 160H72V159H69ZM75 160V159H74ZM74 160H72V161H74ZM91 160V159H90ZM154 160V159H153ZM182 160H184V159H182ZM185 160V161H186ZM188 160H190V159H188ZM206 160V161H207ZM209 160H208V164L210 163L209 162ZM262 160H264V158H262ZM36 161V160H35ZM35 161H33L32 160V162H35ZM63 161V160H62ZM62 161H61V163H62ZM75 161H77V160H75ZM80 161V160H79ZM89 161V160H88ZM120 161L122 162L123 160H121L120 159ZM22 162V161H21ZM65 162H66V160H65ZM64 162V163H65ZM90 162V161H89ZM124 163L126 162V161H123ZM144 162L145 163H147V164H144ZM152 162V161H151ZM253 162V163H252ZM22 163H24V162H22ZM37 163V162H36ZM50 163V164H51ZM68 163V162H67ZM76 162H69V164L70 165H73V164H75ZM85 163V162H84ZM141 163H143V164H141ZM167 163H168V161H167ZM183 163H185V162H182L181 163V165L183 166L184 164ZM187 163V162H186ZM212 163V162H211ZM68 164V165H69ZM121 164V163H120ZM126 164V163H125ZM169 164H170V162H169ZM219 164V163H218ZM259 164V163H258ZM62 164H59V166H61ZM86 165V164H85ZM90 165V164H89ZM88 165V166H89ZM144 165H147V166H144ZM165 165V164H164ZM212 165V164H211ZM33 166V165H32ZM58 166V167H59ZM87 166V165H86ZM92 166V165H91ZM121 166V165H120ZM181 166V167H182ZM257 166V165H256ZM64 167V166H63ZM76 167H77V165H76ZM121 167H124V164L121 166ZM169 167H172V164H171V166L169 165ZM169 167L167 168H165L164 167V169L166 170V169H169ZM206 167H207V165H206ZM216 167V166H215ZM60 168V167H59ZM89 168H90V166H89ZM116 168V167H115ZM174 168V167H173ZM187 169V167H184L183 166V169ZM193 168V167H192ZM107 169H109L108 167H107ZM125 169V168H124ZM181 169V168H180ZM179 169V170H180ZM185 169V170H186ZM204 169V168H203ZM216 169V168H215ZM30 170L32 171L33 169L30 167V169H29V172H30ZM76 170V169H75ZM102 170V169H101ZM179 170H177L178 172H179ZM182 170V169H181ZM192 170H194V169H192ZM212 170V169H211ZM21 171H22V169H21ZM103 171V170H102ZM120 171H121V168H120ZM176 172V171H174V170H171V172ZM189 171H191L190 169H188V172ZM28 172V171H27ZM79 172V171H78ZM78 172L76 171V173H77V176L79 175L78 174ZM95 172V171H94ZM171 172H170V174H171ZM178 172H177V174H178ZM188 172H186V173H188ZM191 172H194L195 173V170L194 171H191ZM216 172H218V171H216ZM214 173V171H213V173H212V178L210 179V180H212L213 178H216V177H214V176H216V174L217 173ZM19 173H21V172H19ZM23 173H25V172H23ZM33 173H31V174H33ZM75 173V174H76ZM105 173H106V171H105ZM109 174L111 173V172H108ZM108 173L106 174L107 176H108ZM182 172H180V174H178L177 176H183V174H181ZM186 173L184 174V176L186 175ZM203 173V172H202ZM30 174V175H31ZM99 174V173H98ZM100 174H101V172H100ZM173 174H176V173H173ZM211 174V173H210ZM89 175H90V173L88 174V177H89ZM188 175H190V176H192V173L190 174V172L188 173ZM187 175V176H188ZM194 175V174H193ZM195 175H197L198 177H199V175L198 174H196L195 173ZM80 176V175H79ZM78 176V177H79ZM82 176V175H81ZM91 176V175H90ZM100 176V175H99ZM106 176V177H107ZM110 176V175H109ZM170 176V175H169ZM176 176V177H177ZM196 176V177H197ZM35 177H36V175H35ZM85 177V178H84ZM83 177V179H86V175ZM171 177H172V175H171ZM170 177V178H171ZM205 177V176H204ZM202 178L203 180L204 179H207V178ZM206 177H208L207 175H206ZM210 177V176H209ZM209 177H208V179H207V181H210L209 180ZM67 178H69V176L67 175ZM108 178H110V177H108ZM163 178V179H162ZM186 178V177H185ZM70 179V178H69ZM69 179H67V181L68 182H70L69 181ZM105 179V180H104ZM174 179V178H173ZM172 179V181H175V180H173ZM187 179L188 180H190L188 177H187ZM187 179H185V182H183V180H181L180 179V181H181V183H186V180ZM193 177H192V181H193ZM200 179V178H199ZM63 180V179H62ZM72 180V179H71ZM82 180V179H81ZM171 179H169V181H170ZM187 180V181H188ZM201 180V179H200ZM203 180H201V182L200 181H198L200 184H198V183H196L197 185H201V187H203L204 186V182H206V180H204V182H202ZM90 181V180H89ZM92 181V180H91ZM107 181V182H106ZM168 180L166 181V182H169ZM171 181V182H172ZM214 181H215V179H214ZM61 182V181H60ZM59 182V183H60ZM176 182V181H175ZM189 182V184H190V181H188ZM233 182V183H232ZM83 183V182H82ZM81 183V184H82ZM191 183H193V182H191ZM62 184L63 183H61L60 185L62 186ZM65 184V186H66V183H64ZM103 184L100 186V187H102L103 186ZM173 184V183H172ZM172 184H170L171 186H173ZM175 184V183H174ZM176 184H178V186L180 187L181 185H179L180 183H176ZM174 185V186H177V185ZM206 184V183H205ZM28 185V186H27ZM72 185H74L73 183H72ZM165 185V186H166ZM182 185H184V184H182ZM194 186H195V183L193 184ZM193 185H191L193 188H191V186H189L191 189H194V190H197V189H195L196 188V186H195V188H194V186ZM64 186V187H65ZM213 186V187H214ZM29 187V188H28ZM41 187H42V189H41ZM50 187V186H49ZM93 187V186H92ZM168 187H169V185H168ZM199 187V186H198ZM200 187V188H201ZM54 188V187H53ZM86 188H87V186H86ZM86 188H84V189H86ZM205 188V187H204ZM203 188V189H204ZM211 188V187H210ZM58 189V188H57ZM99 189H101V188H99ZM181 189V188H180ZM184 189V188H183ZM190 189V190H191ZM203 189H202V191H203ZM245 189V188H244ZM243 189V190H244ZM44 192H43V191ZM142 190L143 191H145V196H143L144 197V202H145V210H143L144 208L142 207V210L144 211V215H143V217L142 218H139V217H136V218H134V217H132V210H128L127 209V203H129V202H131L133 199H134V203L136 204V201H137V197H139L140 196V194H141V192H142ZM172 190V189H171ZM185 190V189H184ZM187 190V189H186ZM198 190H200V189H198ZM214 190H216L215 189V187H214ZM98 191V190H97ZM177 191V190H176ZM101 192V191H100ZM171 192V191H170ZM173 192H175L174 190H173ZM179 192L181 193L182 192V190H179ZM200 192V191H199ZM43 193H44V195H43ZM176 193V192H175ZM215 193V194H214ZM170 194V193H169ZM172 194V193H171ZM169 195V196H173V195ZM182 194V193H181ZM180 194V195H181ZM204 195H205V193H204ZM225 196H223V197H225ZM255 196V195H254ZM261 197H264V196H261ZM171 198V197H170ZM174 198V197H173ZM185 198H187V196L185 195ZM196 198V197H195ZM62 199V200H61ZM63 199H65V200H63ZM140 199H141V196H140V198L138 199L139 201H140ZM200 199H202L203 200V198H200ZM58 200H61L60 202H62L63 203V201H66V202H64V204L62 205L61 203H60V205L62 206V212H61V215L59 216V220H61L63 223H65V226H66V233H65V236L63 237V245L65 244V250H63V251H65L64 253L65 254H63V251H61V250H58L59 249V244H61V243H59V242H61L62 240L61 239H59V246L56 244V245H53L54 244V242L52 243L51 242V244H50V246L51 247H53V249H52V251L51 250H49V249H46V250H43V249H45V248H43L42 247V249H38L37 248V246H33L32 244H31V246L32 247H34V248H32V247H30L29 246V243L28 244H26L25 242L28 240L27 238H26V241L24 240V238L26 237V234L29 232V231H31V229L30 228H32L33 229V232L35 233V231L34 230H36V229H34L35 227L37 228V226L40 224L41 226L42 225H44V224H46V222L45 221H47V220H49L50 218H48L50 215H46V216H44L43 217V215H39L40 214V211L42 210L43 212H45V210H47V208H51V207H54V209H55V207H57L58 208V206H59V211L61 210V206L59 205V204H57L56 202L58 201ZM169 200V204L170 205H173V204H171V203H174V202H172V201H170V200H172V199H168ZM258 200V199H257ZM174 201H175V199H174ZM184 201V200H183ZM140 202H142L141 203V205L143 204V201H142V199H141V201ZM139 202V203H140ZM171 202V203H170ZM191 202H194V201H191ZM191 202H189L190 204H191ZM197 203H193V204H195V206H196V204ZM203 203V204H202ZM254 203V202H253ZM55 204H57L56 206H55ZM134 204V205H135ZM168 204V205H169ZM190 204H188V205H190ZM192 204V206L191 207H193L194 205ZM41 206V207H43V209H41V207H40V209H39V207L38 206ZM167 205V206H168ZM181 205V204H180ZM208 205H207V207H208ZM133 206V205H132ZM177 206H178V204H177ZM140 207V208H141ZM181 208H182V206H180ZM36 208H38V210H36ZM168 208H170V206L168 207ZM186 208L188 209V207H187V203H186ZM185 208V209H186ZM31 209H34V211L36 210V214H34V212L31 210ZM131 209H132V207H131ZM167 209V208H166ZM177 209V208H176ZM184 209V208H183ZM187 209H186V211H187ZM194 208H192V210H193ZM32 212H31V211ZM52 210V212H53V209H51ZM170 210V209H169ZM169 210H167V211H169ZM180 210V209H179ZM189 210H190V208H189ZM29 212V213H27V217H32V220H31V218H29L30 219V221H29V219L27 218L26 219V221L28 220V223H32L33 221H35V222H37V224L36 225H34L33 223H32V225H34V226H30V227H28L29 229H27V227L26 228H23V229H21V231L19 230L20 229V226L22 225V218H23V215H24V217L26 216V213L25 212ZM131 211V212H130ZM139 211H140V209H139ZM172 210H170V214H172V212H171ZM178 210H174L173 211V214L175 213V212H177ZM181 211V210H180ZM185 211V212H186ZM191 211V210H190ZM194 211V210H193ZM38 212H39V214H38ZM51 212V211H50ZM51 212V213H52ZM55 212H57L56 210H55ZM182 212V211H181ZM25 213V214H24ZM133 213H135V212H133ZM190 212H188L187 214H189ZM38 214V215H37ZM50 214V213H49ZM53 214H54V212H53ZM56 214V213H55ZM55 214L53 215V216H55ZM186 214V213H185ZM206 214H209L207 217H205V215ZM96 215H98L97 213H96ZM101 215H103V212H102V214ZM136 215V214H135ZM167 215V214H166ZM108 216V217H109ZM168 216V215H167ZM185 216V215H184ZM45 217L47 218V220L45 219ZM91 217V216H90ZM99 217H100V215H99ZM111 217V216H110ZM79 218V219H78ZM98 218V217H97ZM193 220H192V219ZM55 219V218H54ZM100 219V218H99ZM101 219H103V218H101ZM104 219H106V218H104ZM148 219H156V221H158L159 223H158V225H156V221L154 222L153 221V224H152V222L150 223V224H148L147 225V223H146V221H148ZM171 219V220H170ZM191 219V220H190ZM109 220H112V219H109ZM114 220V221H115ZM32 221V222H31ZM50 221V220H49ZM49 221H47V224H48V222ZM100 221V220H99ZM107 221V220H106ZM166 221V222H167ZM45 222V223H44ZM104 222V221H103ZM102 222V223H103ZM111 222V221H110ZM164 222V223H163ZM172 222H173V220H172ZM27 223V224H28ZM63 223H61V224H63ZM100 223V222H99ZM105 223V222H104ZM103 223V224H104ZM168 223V222H167ZM93 224V226L94 225H96L97 224V221H96V223L94 222V223H92ZM102 224V225H103ZM109 224V223H108ZM111 224V223H110ZM152 224V225H151ZM161 224V225H160ZM166 224V223H165ZM242 225V227H241V225ZM30 224H28V226H29ZM39 225V226H40ZM50 225V224H49ZM49 225H47V226H49ZM86 225H88V223L87 224H85V227H87ZM98 225V224H97ZM150 225V226H149ZM23 226V225H22ZM39 226H38V228H39ZM91 226V225H90ZM99 226V225H98ZM160 226H161V228H160ZM237 226V227H236ZM243 226H244V228H245V230L243 229ZM34 227V228H33ZM95 227V226H94ZM113 227V226H112ZM241 229H240V228ZM38 228H37V231H38ZM64 228V227H63ZM62 228V229H63ZM92 228V227H91ZM114 228V227H113ZM40 229V231H41V228H39ZM47 229V231H48V229L49 230H51L52 228H51V225H50V228L49 227H46V228H44V230H46ZM60 229V228H59ZM224 229H226L224 232H223V230ZM238 229H240L239 231H238ZM22 230L24 231V230H27V231H25L24 232V234H25V237H24V235H23V232H22ZM83 230H85V232L83 231ZM89 230V229H88ZM91 230H93V228L91 229ZM159 230H160V232H159ZM194 230V231H193ZM46 231V232H47ZM62 231V230H61ZM96 231V230H95ZM112 231V230H111ZM111 231H109V232H105V233H108L107 235L109 236V234H110V232ZM166 231V232H165ZM32 232V233H33ZM57 232V231H56ZM91 232V231H90ZM99 232H101V231H99ZM165 232V234H166V236H165V234H162V233H164ZM217 232H219L217 235H216V233ZM31 232H30V234H32ZM55 233V232H54ZM113 233H114V231H113ZM213 233H215V234H213ZM226 233V232H225ZM239 233V234H240ZM38 234V233H37ZM53 234V233H52ZM56 234V233H55ZM93 234H94V232H93ZM114 234H116V232L114 233ZM113 234V235H114ZM120 235H122L123 236V234H121V233H119ZM145 235L144 236V238L145 239H151V238H148V236L149 235ZM160 234V235H159ZM162 234V235H161ZM235 234V233H234ZM233 234V235H234ZM44 235V234H43ZM46 235V234H45ZM102 234L100 233V235L99 236H101ZM103 235H105V234H103ZM119 235V236H120ZM129 235V236H130ZM150 235V236H151ZM163 235L165 236V237H163ZM201 235H202V237H201ZM232 235V234H231ZM237 235V234H236ZM235 235V236H236ZM22 236V237H21ZM33 237H35V238H37V236L35 235V234H33L32 235ZM98 236V237H99ZM112 236V235H111ZM128 236V238H129V240H130V237H132V236H130L129 237ZM160 238H159V237ZM204 236V237H203ZM49 237H50V235H49ZM52 237H53V240L55 239V240H57L56 239V237H58V238H60L59 237V235H52ZM168 237V238H167ZM194 237H197V238H194ZM228 237H230V236H228ZM232 237H234V236H232ZM244 237H246V236H244ZM244 237H241V238H243L244 239ZM23 238V239H22ZM39 238H42L41 236L39 237ZM106 238V237H105ZM110 238V236L107 238V240H110L109 239ZM115 238H117V237H115ZM115 238H112V240H115ZM120 238H121V236H120ZM123 238V237H122ZM133 238H134V236H133ZM132 238V239H133ZM143 238V240H145ZM154 239V240H156L155 242L153 241V239H152V243H153V245L155 244V243H158L159 245L161 244L160 242H157L158 240L157 239ZM167 238V242H166V239ZM192 238H194V239H192ZM215 238V239H216ZM33 239V238H32ZM38 239V238H37ZM37 239H36V241H37ZM44 239V238H43ZM99 239H101V237L99 238ZM131 239V240H132ZM140 239V238H139ZM196 239H198L197 241H196ZM219 239H221V237H219L218 238V240ZM236 239V238H235ZM238 239V238H237ZM259 239V238H258ZM42 240V239H41ZM61 240V241H60ZM102 240H103V238H102ZM107 240H106V242H107ZM123 240H124V238H123ZM123 240H121V241H123ZM130 240V241H131ZM142 240V241H143ZM143 241V243L144 242H146L145 244L147 245V243H151L149 240V242L148 241ZM168 240H170L169 242H168ZM230 240V239H229ZM29 241V240H28ZM187 241H188V239H187ZM186 241V239H185V242H187ZM217 241V240H216ZM219 241H221V240H219ZM260 241V240H259ZM42 242V241H41ZM103 242H104V240H103ZM110 242V241H109ZM114 242V241H113ZM118 242H120V241H118ZM117 242V243H118ZM128 242V241H127ZM135 242V241H134ZM137 242V241H136ZM139 242V241H138ZM189 242V243H190ZM196 242L197 243H199L198 244V246H196ZM214 242V241H213ZM243 242V241H242ZM253 242V241H252ZM251 242V243H252ZM35 243H40V240L38 239V242H35ZM49 243H50V241H49ZM105 243V242H104ZM122 244H123V242H121ZM120 243V244H121ZM151 243V244H152ZM188 242H187V244H189ZM221 243V242H220ZM137 244H140V243H137ZM144 244V245H145ZM157 244V245H158ZM203 244V243H202ZM209 244V243H208ZM217 244H218V242H217ZM261 244V243H260ZM259 244V245H260ZM262 244H264V242H262ZM261 244V245H262ZM145 245V246H146ZM156 245V244H155ZM190 245V244H189ZM204 245V244H203ZM214 245V244H213ZM212 245V246H213ZM221 245V244H220ZM219 245V246H220ZM247 245V244H246ZM246 245H244L245 247H246ZM218 246V245H217ZM217 246L215 247V248H217ZM243 246V248H245ZM251 246V245H250ZM250 246H247L248 248H247V252L248 253H246V255H244V257H243V259L241 260V261H239L238 263H236V264H251L252 263V260L254 261V259L256 258L255 256L258 254V252L256 253V251H258V250H260L261 251V249H259L257 246V248L255 247V249H258V250H255V252H254V254H253V256L255 257H253L252 256V253H251V248H249ZM37 249H36V248ZM61 247H62V244H61ZM123 247V246H122ZM124 247H125V249L127 250V248H129L130 249V247H129V244H128V246H125V244H124ZM150 247V246H149ZM190 247V248H191ZM210 247V246H209ZM214 247V246H213ZM262 247H264V246H262ZM32 248V249H31ZM47 248V247H46ZM145 247H142V248H140V247H138V245L136 246V248H131V249H134V253L133 254H131V258H132V256L134 255V259H135V264H150V262H151V260H152V262H153V260L155 261V258H157L156 257V255L155 256H153V257H155V258H153L152 256H151V254H149V253H147L146 252V250L147 249H144ZM179 248V247H178ZM178 248H177V250H178ZM183 248H185V247H182V249ZM212 248V247H211ZM215 248H214V250H215ZM33 249H36V252L38 253L39 251H41V252H39L38 253V255L37 254H34L32 251H33ZM130 249V250H131ZM149 249V248H148ZM160 249V248H159ZM208 249H210V248H208ZM240 249H241V247H240ZM43 250V251H42ZM129 250V251H130ZM193 250V249H192ZM62 252V254H61V252ZM129 251H125L124 253L125 254H127V255H125L126 257H127V260H128V252ZM160 251V250H159ZM179 251V250H178ZM177 251V252H178ZM194 251H196V249L194 250ZM211 251V250H210ZM209 251V252H210ZM127 252V253H126ZM198 252V251H197ZM240 252V251H239ZM243 252H245V251H243ZM243 252L241 251V253H240V255H242L243 254ZM262 252H264V251H262ZM129 253H131V251L129 252ZM153 253V252H152ZM191 253V252H190ZM213 253V252H212ZM211 252H210V254H212ZM256 253V254H255ZM193 253H191V255H189V258L187 259V260H183V259H180V263H177V264H205V260H204V258H203V255H201V254H199V255H197L196 257L194 256V255H196V254H193ZM209 254V255H210ZM13 255H14V258H13ZM37 255V256H36ZM153 255H154V253H153ZM176 255V254H175ZM178 255L180 256L181 254H179L178 253ZM177 255V256H178ZM208 255V256H209ZM239 255V254H238ZM240 255L238 256V257H240ZM61 256L63 257V258H61ZM191 256H193V257H191ZM215 256V255H214ZM152 257V258H151ZM162 257H164V258H162ZM170 257V258H169ZM181 257H182V255H181ZM180 257V258H181ZM190 257H191V259H190ZM211 257V255L207 258V260L209 259ZM254 258V259H253ZM214 259H215V257H214ZM213 259V261L215 262V260ZM35 262H34V261ZM124 260H126V259H124ZM188 260H189V262H188ZM119 261V260H118ZM129 261V260H128ZM131 261V260H130ZM134 261V260H133ZM212 261V262H213ZM217 261V260H216ZM234 261V260H233ZM23 262V261H22ZM21 262V263H22ZM122 262H124V261H122ZM160 262L158 263V262H154V263H151V264H155V263H158V264H160ZM207 262V261H206ZM235 262V261H234ZM124 263H126V262H124ZM132 262H129L128 264H131ZM232 263V262H231ZM230 263V264H231ZM13 264V263H12ZM15 264V263H14ZM19 264H20V262H19ZM213 264H215V263H213ZM220 264V263H219ZM234 264V263H233Z\"/></svg>","mask_w":264,"mask_h":264}]
</instances>
